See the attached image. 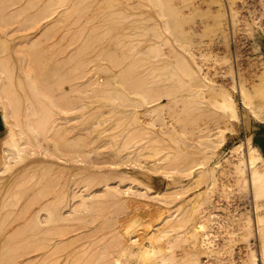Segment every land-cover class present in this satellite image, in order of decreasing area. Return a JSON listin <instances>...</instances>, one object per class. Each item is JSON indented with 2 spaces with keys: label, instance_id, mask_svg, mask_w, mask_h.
I'll list each match as a JSON object with an SVG mask.
<instances>
[{
  "label": "rangeland",
  "instance_id": "374dc122",
  "mask_svg": "<svg viewBox=\"0 0 264 264\" xmlns=\"http://www.w3.org/2000/svg\"><path fill=\"white\" fill-rule=\"evenodd\" d=\"M35 1H37L38 4H39V6H40L41 5L40 2L42 3V1H44V0H42V1L35 0ZM93 1L94 0H92V1L91 0H86L85 1L87 3V5H86V3L84 2V0H83V2L78 0V2L80 4L77 3V0H76V3L77 4L74 3L75 0L74 1L73 0H64V2L61 3V5L62 4H64V5L62 7L60 5V7H59L60 9H58V13L60 11V14H61L66 9H68V12L69 13H68V15H65V19H68L69 18V17L66 18V16H70V13L71 12L74 13V14L71 13L72 16L68 20H66L67 22H66L65 25H63L64 24L63 20H65V19L60 17V20L61 19H63V20H61L62 22L61 21H58L59 24H57V26H59V25H61L63 23L62 26H64V28L61 27V26H59L60 27L59 29L56 28V31H57V34L56 35L58 37H56V35H55L56 38H53V37L48 38L50 40L51 39H53V40L56 39V40H54V41L53 40L47 41L48 43L46 42L47 43V44L45 43L46 45L44 44V42H42L43 46H46L45 48L42 46L41 43H38V46L41 45L40 47L43 48V50L40 49V47L38 48V46H35L37 48H35V47L29 48V47L23 46L21 48L19 47V49H17L18 47L17 48L15 47L16 49L15 48L13 49L14 45H11V44H13V42H11V44H9L10 43L9 42L8 45H7V43H4V46H6V47H4V46L2 47L0 45L1 46L0 49L2 50V51L0 50V57L1 56L3 57V55H4V57H3L4 59L1 57L0 60L1 59H3L4 61L5 60L8 61L7 59H9L10 61L13 60L12 61V66L10 65L11 64L10 63L9 64L10 67H7L6 68L5 73H4V76H3V79L4 80H8L10 73H13L15 75V76L13 75L14 76V79L15 78L17 79V80L15 79L16 81H18V80L20 82L23 81V83L22 82L21 83L16 82V83H18L19 86L17 84L16 85H13L14 83H12L13 86H11L12 89H13V91H16L17 90V92L19 93L18 94L16 92L17 95L15 93L16 97H19L18 95H20V96L21 95H24V98H22V96H21V97H19L18 101H15L16 102V106L19 107V110L18 111L22 115V116H18V119L20 117L21 118L22 117L24 118L25 115H26V113L27 112L29 113V110L32 112L33 109H35V112L38 111V113L46 114V115L48 114V112L51 114V112L53 111L52 112V115L56 112L55 114H57V115L54 114L53 117L51 115V117H52L51 120H53L52 121L53 123L50 122V124L48 123V125L45 126V127L48 128L47 130H49V128L50 129L52 128V130H50L52 132H54L53 129L56 128V127L54 128V126H57L58 124L59 125L61 124V122L59 120H63L66 117L70 119L69 122L67 121L68 124L66 126L67 128L69 127V129H70V131L68 130L69 132H66V133H65V131L63 132V130L59 126H57V127H59L62 131L61 130H57V128H56V130L59 133L57 132V134H56L54 132L55 135L52 134V132H50L51 135H49L46 132L47 130L46 131H43L41 133L40 137H39L40 142L43 144L42 147L36 146L35 144L32 143L33 141H31V142L29 141L28 142V140H29V138H28L29 135H27L28 132H27V134L26 133H23V135H22L23 138H26L27 139V141H25V142H27L29 144H27L25 146L21 145L22 147H20V148L25 149L24 154H22V155H24L23 156L24 159L23 158H19L21 160H19V162H16L17 163L16 164L14 162L17 161V159H16L17 158V155H16L17 154V151H16L17 149L16 150L14 148L11 149V147H9L8 144L6 145V143H5V141H7V140H5L7 138V136H6L7 126H5L6 125L5 124V121L3 123V119L1 118V113H0V164H1V158H2V156H3V158H2V161H3L4 158L8 157L9 151L13 155V161L16 159L14 162L10 163V164H13L14 163V165H10V167H11L10 169L11 170H9V169L8 170H5L4 169L5 168V165H4V167H3V164L0 165V194H1L0 195V264H23V263H26V262H27L26 264H28L31 260H32V263L33 264H38V263L39 264H42V262L45 260V256L44 255H45L46 251L49 250V249H47L48 248L47 245H50V243L47 242L49 240L46 241V239H52V241H49L53 245L52 247L50 246V248H53L54 247L56 249V250L54 249V251H52L53 249H51L52 252L50 251L51 252V254L49 253L50 256L55 251H57L58 248L60 249V250H58V253L61 251L60 252L61 253L60 254L61 256H58L59 254H55L56 253L55 252L50 257V259L47 258V260H49L50 262H52V261L54 262V260H56L55 258L57 257L58 259L56 261L59 262L60 264H63V263L65 264L66 262H68L67 264H71V263L72 264L73 263L76 264L78 261H81V262H79V264L80 263L86 264L85 262H87V264H88L89 262L87 260H89V259H87L86 261L84 259H86L87 257H89V254L92 253V250H93V253L90 254V256L93 255V254H94L93 256H95L97 254V253L96 254L94 253V249H95V251L97 250V251H99V253L102 252V253H105L106 254V252H107V255L109 254L111 256H107L108 258L110 257L109 258L110 260H109L106 257V255L104 254L106 259H103L102 262H97V260L98 261H101V260H99L100 257H96V256L99 255V253H98L95 257H93V256L91 257L92 259L93 258L96 259L94 262L96 264L97 263L102 264V263H104L105 260L107 261V259H108V261L107 262L105 261V263H104V264H107L109 261L111 262V259L113 258V256H114V258H117V256L118 257L120 256L122 258L121 254H120V251H121L120 247L122 248V245H123V242H124V240L122 241L123 237H120L119 236V238H121L119 241L120 242L122 241L121 243L118 242L120 244V247H117V246H119V244L117 243L116 240H118V237L117 236L118 235H121L120 233L123 232V230L126 228L125 225L128 226V224H129V222L131 220L130 218H132V217L133 218H136V217L137 218H140V217L142 218V219L140 218V222L142 221L141 222L142 223V225H141L142 227L141 226L139 228L137 227V229H139L137 233L140 234V237H143V235L144 234L146 235V233H147L146 237L148 238L153 233H158L159 231H161L168 224V223H164V224L161 223L158 226H156L157 230L155 232L154 231L147 232V230L149 228H151L152 226L149 227L146 224L154 225V224H157V222H158L156 220L157 217L155 215H150L149 212H152L153 210H157L156 208H158L159 206H161L159 203L154 202V200H152V201L151 200H148L147 201V199L146 200H144V199L142 200L141 198L136 197V196L133 197L132 195H129V196H125L124 195V196H122L121 197L122 199L119 198V200H117L118 203H116L117 201H115V203H113L114 200H112V199L111 200L113 202L110 199L107 200V201H104V200H106L105 197H104V199L101 198L102 199L101 200L98 197H102L101 196L102 195V193H101L102 190H101V187H99L101 185L98 184L97 180L94 181V182L89 183L90 186L88 184V186H89L88 188L89 189L88 188H85L83 185H81V183L82 184H85V181L88 178L87 176L90 177L91 175H97V174H99L97 176H100V178L104 182V179H103L104 176H103V174L105 175V177H107L108 174H109L108 177H111L112 175L113 176L116 175V177H115L116 179H117V175L118 176H121V174H124L126 176H131L133 178H136V179L140 180L143 184L145 183L146 185H148L150 187H153L154 186L153 188H155V189H157L159 191H165L167 187H172V194H174V195H172L173 198H174V196H178V197H176V200H173L172 199L174 203L172 202V204H170V206H168V205H166V207L164 206L165 209H166L165 212H167L168 214L169 213H172V220H175L176 217H177L176 220H179L180 219L179 221H181V218L182 217L184 219V217H186V216H191L193 214L194 210H196V213H197V210H200L199 208L193 209V208H195L196 205H193V207H192L191 206L192 203L193 204L194 203L196 204L197 202L196 201L195 202L193 201L192 203H190V199L193 198L191 196H194V194L198 193L199 190L202 191V190L207 189L208 182L205 183V181H206L205 178L204 179H200V181H197L196 180L197 182L196 181L194 182V180L191 179V176L190 177L189 176L186 177L185 174H186L187 171H189L188 169L192 165L194 166V164H197L200 160L204 162V160H202V159H204L203 158L204 156H203L201 150H203L202 147H203V145L206 144L207 140H208V143L210 144V142H209V136L211 134L216 135L217 137L216 136H214V137H216L218 140L220 139L219 141L222 140L223 143H222V146L215 152L216 154L214 156V159L210 163H208L207 165H205V167L211 168L214 165V164H212L213 161H216L218 159L219 160L220 159H223V161H225L227 163V164L225 163V166H224V169L223 170H227V171L230 170L229 173H226L227 175L223 172V175L221 176L222 177L221 178L222 181H220L219 178L217 177V184L216 185L215 184L213 185L214 186L213 190L216 191V193H218L217 194L218 196L220 195L219 193H224V194H227V197H229V198H225L226 196L224 195V197L221 198V204L228 205V203L230 202L229 199H231V202H230V204L228 206H230L234 202H237V203L238 202H241L242 204H245L246 203L247 205L250 204V202L248 203V200H247L248 197H247V199H246L247 201H246L244 199V197L246 198V195L245 196H242L243 194H246V192L244 193L245 189H246V191H249V190H247V189H249L247 187L248 185L247 184L245 185V181H242L241 186L239 185V180H238V176H237L238 172L236 170L237 166L240 165L242 167L243 166L242 164H244V163H245L244 166L246 165V158H248V157L249 158H252L253 155L255 154L258 157V159H256V160L255 159H253V160L250 159V161L252 163L254 162V164L252 165V167H254V168L251 169V170L252 171L253 170H256V171H259V172H264V115H261L260 113L254 114L252 112V110L249 108V106H246L243 103V100H242L243 98H242L241 93H240L241 91H238V89H236V84L239 85V88L240 89L241 88H245V90H246V92H247V94L249 96V101L251 103H253V102L256 101V98H257L258 94H257V92L255 90V86H256V83L259 81L258 80L259 76L264 73V0H220L221 4L223 5V8L225 7L224 8L225 11L223 10L224 13H225V18H227L229 20L227 22L228 25L226 23V25H224V28H223V25H219V26H216L214 29L213 28H208L206 31L202 32L203 31V28H204V23H202L201 21H203L204 19L203 20H201V19L203 17L199 19L198 16H195V18L193 17L194 19H191L190 20L191 23L189 22L188 23L189 24L188 26L195 25V30H197V32L194 34L195 44L192 47V52L193 53L203 54V55L198 59V61H199L198 65L196 64V66H194L195 63H192V64L189 63V64H190V66L192 68L194 67V69L196 71L198 70V71L203 72V74L206 76V80L209 81L212 85H214L212 88H203V89H202V84L201 83H198V82H201V81H199V80L197 81L198 86L201 84V88H200V86L198 88L197 83L194 80H193L194 81L193 82V81H191V79L188 80L189 78L184 77L185 75L183 76V73L186 71L185 70V67H184V61L181 60V59H177L176 58L177 52L175 53L173 51V50L180 51L181 49H178V47H176V45H175V47L173 46V48L171 47L172 46L171 45L172 42L169 43V41L172 40V38H171L172 36L170 35L171 36L170 37L169 36V34H170L169 31L166 30L167 32H165V29H163V27H162L163 26V24H162L163 23L162 22L163 20H162V17H161L162 15L160 16V14L157 12L158 9H159V7L157 5L152 4V3L150 4V2L148 3V0H146V1L145 0H130L127 4L124 3L125 2L124 0H114V1H111V0H95L94 2ZM110 1L114 5L115 4L116 5L114 6L112 3H109ZM117 1H121V2L124 1V2H122V3L119 2L118 3ZM21 2H22V4L19 2L21 5H19V4L14 5V8H13V6H12V8H10L11 7L10 6V7H7V10L5 8H4V11L2 10V12L0 10V12L3 14L2 15L0 13V30H1L0 31V37H5L6 38L5 40H11V41L12 40H15L16 41V40H18L25 33H28L30 35H33V34H35L37 32V30H35V29H38L39 26H40V25H38V26L37 25H33V27H31L34 21L32 22L31 18H29L30 16H32L33 14L36 13L37 7H39L38 4H37V2H35L34 6L32 5L33 8H30L31 5L28 7L29 8V11L28 10L26 11L27 14L29 13L28 16L25 14L26 12L25 13L23 12L27 16V17H25V15H24V17H25L26 20L23 19L24 18L22 16L23 13L22 14H19V16L17 15L15 18H14V16L11 18V10H15V8H18L19 6H20L19 9H20L25 4V0H22ZM194 2L197 4L199 10H201V11H208L209 8H212L213 12H215V11H217L219 9V3H211L210 0H194V1L192 0L191 1V4H193ZM138 3H140V4H138ZM169 3H167V5ZM226 3L229 6L231 4H233V7L232 6L231 7H232V9H234L232 12H234V13L237 12V17L235 18V21H236L237 24L236 23L235 24L233 23V20L231 19L232 18L231 17L232 15L230 14L231 12L229 11V8L230 7L228 8V5ZM58 4H60V2H58ZM58 4H55L54 7H57ZM225 4H226V6H224ZM35 5H37V6L35 7ZM74 5L75 6L78 5L77 8ZM126 5L127 6L129 5L130 7H127ZM167 5H165V6H167ZM64 6H65V8H64ZM116 6H117V8H115ZM135 6H137L138 9H135ZM126 7L129 8V9H127ZM132 7L134 9H132ZM167 7H169V6H167ZM74 8L79 9L81 12H79V10H78V13H77V10H76V12H74L75 11ZM125 8L127 9L126 11H124ZM114 9L120 10V11H118L119 14L116 13L118 15L117 17H116L115 14H114L115 16L113 15V13L115 11ZM69 10H71V12ZM109 10H111V11H109ZM135 10H138V12L135 11ZM230 10H231V8H230ZM127 11H129V13H127ZM120 12L121 13L122 12L123 13L126 12V13H125V15L122 13L123 14L122 15ZM131 13H137L138 15L143 16V17L141 18L139 16L141 19L139 17H137L138 19L136 18V20L131 19V17H128L127 18V16L128 15H131ZM15 14H16V12H15ZM15 14L13 13V15H15ZM111 14H112V16H111ZM121 15L123 17H120ZM62 17H64V15H62ZM118 17L119 18H122L123 20L122 19H119ZM20 18H21L22 21L20 20ZM108 18H109V20H108ZM114 18H117L118 20L117 19H114ZM12 19H13V21H12ZM17 19H18V21L16 22ZM27 20H29L30 23L31 22L32 23L30 24L29 21L27 22ZM192 20H193L194 23H192ZM207 20H210V18H207ZM113 21H114V24H113ZM120 21H121V23H120ZM138 21H140V22L143 21L144 25L142 24V22L140 23ZM205 21H206V19H205ZM10 22H13V24L15 22L16 23L13 25ZM115 22H117V23L115 24ZM122 22H124L126 24H123ZM136 22H138V23L136 24ZM9 23H10V26H9ZM139 23L142 24L143 27ZM232 23L234 25L231 27ZM158 24H159V27H157ZM112 25H113V28H112ZM116 25H118V26L116 27ZM65 26H67V27H65ZM234 26L236 28H234ZM109 27H110V29H109ZM30 28H34V29H30ZM111 28L115 32L113 30H111ZM158 28H159V31L162 33L163 36L159 33ZM225 28H229V29H225ZM232 28H234V30ZM106 29L110 33H111V31L114 32V33H111L110 34V36L112 35L111 37H114L115 38L117 36L115 39H118V40H116V42L117 41L119 42V46L120 47L118 46L117 48H119V49H116V51L119 50L117 52V54H116V51H115V55L116 56H120V55L123 56V55H125V56H128L129 59L132 58L131 60H133V58H135L136 55H137L136 57H138V56L139 57H144V59L142 58V60H141L142 62H140L141 66H140V64L138 62L139 65H137V63H135L136 66H137V68H135L136 66L134 67L135 69H137L136 72H138V74L141 73L142 71H143L142 72L143 74L146 73V76H149L148 73L150 74L148 80H151V82L150 83L144 82V85L148 84L149 86H151V84L155 83V86L156 87H159V88L166 87L167 88L168 87V82L169 81L171 82V83L169 82V87H172V89L173 88L176 89V90H173V92L175 91L176 95L173 93L174 96H172V101H171L172 103L169 102V99H167V97L166 98L163 97L160 100L150 99V100H148L149 101V104L146 105L144 102L140 101L139 98H138L139 100L136 99V96H135L134 93H131V94L127 93L126 94V92L125 93L123 92L124 95L121 94V93H119V94L113 93L115 95L114 96V95H112L111 92H109L110 91L109 90L110 88L108 89L106 87H111V86L108 85L109 83L107 82V80L109 79V76H110V74H109V71L110 70L108 68V70H109L108 71L105 68H107L106 66H108V64L110 63L108 61H110V60L107 59L108 57H106L107 60H105V56H108L107 53H109L110 48H112L111 47L112 44H110V42L113 39L110 41V38L111 37L109 36V33L106 32ZM128 29H130V30H128ZM151 29H154V30H151ZM99 30H101V31L99 32ZM221 30H224V32H221ZM7 31L8 32L9 31L10 32L12 31L11 36H14V38L12 37V39H11L10 38L11 36L8 37L7 34H6V33H8ZM58 31H60V32L58 33ZM147 31L149 33L150 32L151 33L149 34V33H147ZM155 31H158V33L157 32L155 33ZM10 32H9V34H10ZM104 32L106 33V35H105ZM137 33L139 34V36H137ZM3 34H4V36H2ZM5 34H6V36H5ZM156 34H159V36L158 35L157 36H154ZM61 35H64V36L61 37ZM118 36L121 39L118 38ZM157 37H159V40H158ZM59 38H61V39H59ZM122 38L125 41V43L122 40ZM136 38H138V39H136ZM156 38H157V40H156ZM165 38L166 39L168 38L169 41L163 42L165 40ZM161 39H162V41H161ZM153 40H154V42H153ZM57 41H58V43H57ZM59 41H62V42L60 43ZM155 41H157V42L160 41V42L156 43ZM127 42H129V43H127ZM143 42H144V44H143ZM152 42H153V44H152ZM53 43H55L56 46H53ZM123 44H125V46ZM159 44H161L162 47L161 46H158V48H157V45H159ZM166 44L167 45L169 44V45L167 46ZM47 46L49 47L48 49H47ZM63 47L66 48L65 49L66 51L65 50L62 51V49H64ZM33 48H35L37 50L34 51ZM55 48H57V49H55ZM59 48L61 49V51L59 50ZM150 48H152L153 50L150 49ZM159 48H162V50L164 52L161 49L159 50ZM8 49H9V51H8ZM11 49H13V50H11ZM54 49L57 50V52ZM108 49H109V51H108ZM169 49H170V51H169ZM3 50L4 51L7 50V51H5V54H4V51ZM15 50H17V51L20 50V51L19 52H16ZM29 50L30 51H34V52L31 53ZM38 50H41V52H39ZM47 50H49L48 53L47 52H44V51H47ZM58 50L60 52H58ZM104 50L106 52L107 51L108 52L106 53ZM14 51H15V53H13ZM22 51H24V52H22ZM72 51H73V53L74 52L77 53L76 59H73L71 61H67L68 63L70 62L69 65L67 63L68 67L67 68L64 67V69L62 70L63 73L68 72V74L69 73H72V74H69V76H68L67 73H65L66 76H68L67 79H65L66 76H65V78L60 76L61 80L64 78L67 81L66 82L65 80H63L64 83L66 82L65 85H64V83L62 81L56 79L57 77L56 78H51V81H54L56 79L55 81H57V80L60 81V83L58 82V84H61V82H62L63 83V86H62V84L59 85V86H61L60 87L61 89H58L59 88L58 86H57L58 88H56V85H57L56 82H54V85L51 84L53 82L50 81V78L48 79V83H47L48 85H46L48 87L51 84V86L48 87V89L51 90L50 91L51 93H54V94H52V96L57 95L55 97H52V98H54V100H56V97L58 99L59 96L60 97L62 96L61 98L59 97V99H58V100L61 99L60 100L61 102L64 100L63 101L64 103L63 102L62 103L59 102V105L60 106H62V104H64L65 106L68 105V107H71V108L66 107V109L68 108V112H69V113L66 112L67 115H63L62 113H60L61 115H59L57 113V112H59V110H56V109H55L56 111L53 110L54 108H52L48 104V102H46L45 100L39 98L37 95L33 94L32 90H31L30 83L28 81L29 80L28 76H29V74H32V77H33L32 79H36V78H38L37 76H39L41 74L39 76L40 79L39 78L36 79V81L38 80V82H40L39 80H42L43 74L45 75V72H47L46 69H48V67L46 68V66H49L50 65V67H51V62H53V64L54 63L56 64L58 62L57 64H59L61 62V60H59V59H61L64 56L72 53ZM131 51H132V53L134 52L133 55H132ZM136 52H137V54H135ZM186 52H183V54L185 55L184 56V59H185V57H186V59L189 58V54H188L189 52H187V53ZM16 53H18V54H16ZM36 53L38 55H35ZM44 53H45V55L47 53V55H46L45 58L48 61L46 59L43 60L44 58L42 59V57L45 56ZM156 53H158V54H156ZM159 53H162V56H160V57L162 59L164 57L165 60L162 61V59H160L161 60L160 61L158 59V57H155L153 59L152 56L161 55ZM165 53H167V54H165ZM126 54H128V55H126ZM140 54L142 56H140ZM20 55L22 57H19ZM42 55H44V56H42ZM49 55H50V58H49ZM58 55H60L61 58ZM178 55H181V54H178ZM5 56L6 57L9 56V58L6 59ZM10 56H11V58H10ZM57 56L59 58H56ZM131 56H133V57H131ZM148 56H150V57L148 58ZM16 57H19V58H16ZM24 57H25V59H24ZM47 57L49 59H51L52 61H49V59ZM51 57L55 58V60L52 59ZM145 57H146V59H145ZM22 59H23L24 63H23V61H22V63H20ZM26 59H27L28 62L26 61ZM90 59H92V60H90ZM166 59L168 60V62H169V60H170V62L172 61V72L169 71L170 70L169 69L170 67L167 69V67L165 68V67L161 66L163 63H167V62H165ZM41 60H43L44 62L41 61ZM56 60H59V61H56ZM97 60H100L102 62H99ZM157 60H159V61H157ZM95 61H97L96 62L97 64H95ZM153 61H155V63ZM189 61L191 62V60H189ZM25 62H26V64H25ZM46 62H48L49 65ZM105 62H107V64ZM28 63H30L29 64L30 66H27L26 67V65H28ZM42 63H43V66L41 65ZM44 63L47 64V65H44ZM62 63L63 64H66L65 61H63ZM88 63H89V65H87ZM100 63H101V65H100ZM131 63L133 64L132 61H131ZM131 63L129 62V64H131ZM160 63H161V65H160ZM142 64H144L146 66H144ZM151 64H153V66ZM155 64H158V65H155ZM14 65H16V66H14ZM67 65H65V66H67ZM80 65H83V67L84 68L86 67V68L84 69L82 67L83 70H81L79 72V70H77L76 67H78ZM147 65H150V66H147ZM95 66H97V67L99 66V67L97 68ZM104 66H105V68H104ZM157 66H159V67H157ZM174 66H176L175 69L173 68ZM44 67H45V69H44ZM151 67L152 68L153 67L156 68L157 71L155 69L154 70L151 69ZM73 68H76V69L72 70ZM164 68L166 69V71H165ZM95 69H96V71H95ZM135 69H134V71H132V73L134 72L135 75H137L136 72H135ZM149 69H150V72H149ZM89 70H94L95 72L93 73V71H92V73H90L91 74L90 75V74L86 73ZM102 70H104L106 73L104 71H102ZM138 70H140V71H138ZM161 70H163V71H161ZM26 71H27V76H26ZM28 71H30V73ZM152 71H154V73H157V74H155V77L154 78L153 77L150 78L151 76H154L153 73L151 74ZM96 73H98L100 75H98ZM161 73H163L164 75L161 74ZM177 73H178V75H176ZM158 74H159V76H157ZM13 76H12V79H13ZM90 76L91 77L92 76H96V77H93L94 85L89 88V87L85 86V82H83V81H85L88 78H90ZM167 76L169 78H167ZM161 77H163V78L161 79ZM178 77H181V78L179 79ZM68 78H71L70 81H69ZM182 78H184V79H182ZM145 79H147V78H145ZM154 79H156V81L158 83L156 81H154ZM166 79H167V81H166ZM30 80H31V78H30ZM71 80H72V82H71ZM73 80H75V81L73 82ZM99 80L102 81V84L99 83ZM202 80H204V79H202ZM49 81H50V83H49ZM159 82H160V84H159ZM161 82H164L165 84L164 83H161ZM24 83H25V86L26 87L23 86ZM74 83L75 84H78L79 83V85H81L80 89L82 91L84 89L82 87L87 88L88 89L87 91H91L92 89H95V88H98V87H103V89L105 88L104 89L105 91L103 92V90H102L101 93L100 92L99 93L97 92V94L96 93H92L91 94V93H88L87 91L86 92L83 91L81 93V90H79L80 92L79 91H74L73 92L72 89H71V86ZM192 83L193 84H196L195 87H193V84ZM21 84H23L22 85L23 88H22ZM157 84H159V85H157ZM82 85H84V86H82ZM148 85H146V86L148 87ZM170 85H172V86H170ZM176 85H178V87ZM203 85H204V83H203ZM52 86H54L56 90L54 88L53 89H50V88H52ZM189 87H191L194 90V93H192V89L189 88ZM17 88L18 89L20 88V89L18 90ZM24 88H25V90H24ZM178 88H181V89H179V92H177L178 91ZM194 88H198L199 90L198 89H194ZM221 88L222 89H226L228 92H230L233 95V97H234V99L236 101V106L233 107V110H234L233 111V115L235 117L237 115L238 116L237 119H233V118L231 119V118H229L228 114L226 113V108L223 107V106L218 107L215 104V102L217 100L218 101H221V99H223V96L222 95L217 94V92H215L216 89H221ZM14 89H16V90H14ZM107 89L109 91H107ZM172 89H170V90H172ZM131 90H132V88H131ZM195 90L196 91L198 90L199 92H196ZM200 91H202V95L200 94ZM211 91H212V93L210 94ZM22 92H24V93H22ZM55 92H60V94L62 93L64 96L62 94L60 95L59 93H55ZM75 92L76 93H79V94H76ZM213 92L216 93V96L213 95ZM64 93L65 94L68 93V96L65 95ZM98 94H101V95H98ZM192 94H194V95H192ZM197 94H200V95L198 96ZM25 96H26V98H25ZM78 96H81V98H78ZM109 96H111V97H109ZM114 97H116V98H114ZM20 98H22V99H20ZM111 98H114V100L111 99ZM26 100H27V103H29V105L34 104V108L32 110L30 108H28V107L26 108ZM58 100H56L55 102H57ZM195 105H198V106H195ZM251 106H254V105L252 104ZM113 107H116V108L114 109ZM135 107H136V111L141 116V120H142L141 122L144 123V125H145L144 128H143V126H140L141 129H139V130H142V131H139L138 130V132L140 134L138 132H137L138 134H135L136 132L133 133L134 130L136 131V129L140 128V127H138L139 125H135L134 126L131 123V125H133V126L129 127L130 129L127 128L130 125V122L129 121L132 120V119L129 120L130 119V116H132L130 114L132 112H135V109H134ZM72 108H73V110H72ZM74 108H77V109L75 110ZM16 109H18V108L16 107L14 109V111ZM155 109H158V114L153 119L154 125L153 126H150L149 125V120H150V117L149 116L152 115V113L151 112H147V111L155 110ZM115 110H117V111H115ZM128 111H129V114H128ZM94 112H95V114H94ZM117 112H119V113H117ZM123 112H126L125 113L126 115L125 114H122ZM22 113H24L25 115L22 114ZM113 114H115L114 117H113ZM101 115H103V116H101ZM116 115H117V117H116ZM57 116L61 117V119H59ZM72 117H76V118L73 120ZM86 117H88L89 119L87 120ZM33 118L35 119V117H33ZM33 118L31 120L34 123V119ZM18 119L9 117L8 118V122H9V124L11 125V127L16 132H19L20 133L21 132L20 131L21 128L19 126L20 123H18ZM69 119H67V120H69ZM71 119H72V121H71ZM100 119H101V121H100ZM115 119L117 120L118 123L115 122L116 121ZM125 119H126V121H125ZM107 120L109 122H107ZM188 120L190 122H188ZM65 121L66 120H63L62 121V124H64L63 122H65ZM76 123H80L81 124L80 127L86 128L85 129L86 131L84 129H83V131H81V133L83 134V136L85 135V139L87 141V142L84 141L87 144V145L85 144L86 147L84 146V144L82 142H80V144L78 143L79 144L78 146L75 145L72 148L70 146H72L75 143H73V144L70 143V146H68V145L66 146L64 144V142L66 143V141H65L66 138L69 139L72 136V134L74 133V131H72V130H73V126ZM104 123H105V125H104ZM112 123L113 124L115 123V124H118V125L120 124L121 125V126L119 125L120 128L117 127V128L114 129L115 132L112 130V132H114L115 134L112 133V132L109 133V134H112V135L114 134L113 135L114 137H116V135H120L121 134L120 137L119 136L116 137V139L118 138L117 141L119 140L118 141L119 143L116 141V139H115V142L113 141L114 144L118 143L119 145L117 144L116 145L117 147H116L113 143L112 144H110V143L107 144V142L105 143L106 140L103 141L104 139H102L101 141H99L100 142L99 143L100 145L99 144H96V141H98L99 139L103 138L102 137L103 135H105L108 138V136H107V135H109V134H107L108 132L107 133H103V134H101V133L104 132V130L106 128H108L110 124L113 125ZM124 123H125V125H124ZM55 124H57V125H55ZM102 124H103V126H102ZM93 127H95V129L97 131H95V129H93ZM100 129H102V130H100ZM117 129H118V131L120 130V132L116 131ZM207 130H211V131L209 132ZM202 131H204V132H202ZM22 132H24V131H22ZM22 132H21V134H22ZM60 132H61V134H60ZM164 132H165V135L163 134ZM186 132H187V134H186ZM122 133L124 135H122ZM208 133H210V134H208ZM24 134H26V135H24ZM48 135L51 136V137H47ZM128 135L129 136H132V137H135V138H133V140H132L131 137H130V139H128V137H129ZM157 135L160 136V137H158ZM203 135H205V136L208 135V138H207L206 142H205L206 137L205 136L203 137ZM201 136H202V138H205V139L202 140L201 139ZM46 137L47 138H51V140L53 139L52 141L55 140L53 143H55V142L57 143L58 142L57 145L59 147H61L62 144H63V146H62L63 148L61 147L60 149L61 150L63 149L62 151L65 152V157L64 158L65 159H68V161L65 160L64 158L63 159L65 161H67V163L69 162L70 164L69 163L68 164L67 163L65 164V161L63 162V160H61V159L58 160L57 159V156H59V154L57 153L56 149H54V147H53V145H55L56 143L53 144L51 140H49V139L46 140L47 139ZM56 137H57V139H56ZM88 138H91V139H88ZM95 138H96V141L94 143H95L96 146L94 145L93 142H90V141H94ZM119 138H121V140H122L121 142H120V139ZM216 138H214L216 140L215 142L218 143L219 141ZM159 139H161V140H159ZM224 139L226 141H224ZM124 140L126 142H129V143H126ZM155 140H157V141H155ZM23 141H21V142H23ZM203 142H205V144ZM7 143H8V141H7ZM202 143H203V145H202ZM88 144H90V145H88ZM125 144H127V145H125ZM207 144H206L205 147L208 148ZM80 145L83 147L82 153L80 151L81 150ZM130 145H131V147H130ZM88 146H91V147H88ZM94 146H95V148H94ZM113 146H115V147H113ZM69 147H70V149H68ZM113 148H116V150H118L120 152V153L118 152V155H116L114 157H113L112 154L116 150H114ZM234 148H236V149H234ZM89 149L90 150L91 149L92 150H97L100 153V156L97 155L96 153L95 154L97 155V157L95 155L94 156L92 155L93 158H91L92 157L91 155H90V157L87 156L88 154L87 155L86 154L84 155V153H86V152L88 153ZM98 149H100V150H98ZM119 149H121V151ZM251 150H252V153H251ZM64 152H62V154H64ZM192 152H193L194 155H192ZM29 153H31V154H29ZM92 153H94V152H92ZM184 153L186 155L187 154L188 155L186 156V155H184ZM78 154L80 155L79 161L81 162V160H83L82 163H78L79 161L77 162V160H76V162H73V160L75 161V158H77L79 156ZM103 154L105 156H107V157H108V155H111V156L109 158H107V157H104ZM12 155H10V158H7V161H9L11 159ZM55 155H56V157H54ZM76 155H77V157H76ZM183 155L186 156L188 159L185 160L183 158L184 157ZM14 156L16 157L15 159H14ZM72 156H74V157H72ZM201 156H203V157L200 158ZM165 157H167V158H165ZM177 157H179V158H177ZM88 159H90V160H88ZM91 159H93L92 160V164L89 163V162H91ZM192 159H194V160H192ZM37 160H39V161H37ZM109 160H111V161H109ZM227 160H228L229 163L227 162ZM229 160L230 161L232 160L234 162V164L236 163V166L233 165V167L230 168L231 167V164L233 162L231 161L232 163H230ZM11 161L12 160H10V162ZM105 161L106 162H113L114 161L116 164L113 163V166H112V163L111 164L110 163H107L106 164ZM195 161H197V162L195 163ZM46 162L47 163H51V167H53V168H51L50 166H48L49 164L45 165ZM72 162H73V164H72ZM39 163H41V164H39ZM199 163H202V162H199ZM29 164H30V166H29ZM34 165H36V167H33ZM226 165H229V166L227 167ZM13 166H15V167H13ZM45 166H46V168H45ZM47 166L50 167L53 170L52 171L51 170L48 171L47 169H49V168ZM199 166L200 165L195 166V169L196 168L198 169ZM244 166H243V169H244ZM29 167H31V168H29ZM92 167L93 168L96 167L95 170L94 169H91ZM107 167H109V168H107ZM86 168H88V169H86ZM181 168H183V169H181ZM186 168H187V171L185 170ZM1 169H3V170H1ZM6 169H7V167H6ZM58 169H60V170H58ZM65 169H67V170H65ZM104 169L106 170V172L107 171H111V173L110 172L109 173L107 172L105 174L104 173L105 172ZM109 169H112L113 171L112 170H109ZM44 170L46 172L43 173ZM79 170H80V172H83L84 174L78 173ZM85 170L86 171L89 170L88 171L89 173L87 174V172ZM91 170H94L95 172L94 171H91ZM192 170H194V168ZM244 170H246V168ZM1 171H3L4 173L1 172ZM197 171H199V170H196L193 173H196ZM60 172H62V173L59 174ZM216 172H217V170L214 169L213 170V175ZM74 173H76V174H74ZM113 173H115V174H113ZM166 173L169 174V175H167V176H169V178H167L165 176ZM58 174L60 175V177H61V175H63L62 176V179L61 178H57ZM100 174L102 175V177H101ZM110 174H111V176H110ZM74 175H77L78 176V177H76V180L79 177L80 178L78 179V181H80L81 179L83 180L82 182L80 181L81 183L79 182V186H77L78 188H75L74 187L75 188L74 189L72 187L75 191L77 190L79 193L87 194V193L91 192L92 190H94V191H92L93 193L91 192L93 195H95L96 193L98 195L100 194L98 197L97 196L95 197L98 200V201L95 200V202H98V206L101 203L102 204L104 203L103 206H100V207H102V209L100 207L98 208V206L96 205V208L97 209H100V212L101 213L98 210L97 212H99V213L96 214V210L97 209H94L93 212L95 211V213L93 214L92 211H89V210H92V208H90V206H89L88 208H90V209H88V208L86 209L88 211V213L86 212V214H84L85 216L81 217L82 215H80V214L86 211V210L85 211H82L86 207L82 208V210L79 209L82 206L79 207V205L77 204L78 202H77L76 203L78 205L77 208L79 207L78 208L79 211L77 212V214L79 213V215L76 216L77 214H75V215L72 216V214H71L72 211H69L68 212V209H66L67 211H65L66 212L65 215L67 217H69L68 216V213L71 214L70 216L72 218L70 217L71 219L69 218V220H72V221L75 220L76 218H78V219L81 218L79 220H82V218H83V221L85 220L84 223L83 222L80 223V221L78 219H76L77 220L76 222L78 224L74 221V222H71V225H70V222L66 220L65 222H67V224H69V225H67L63 221L62 223L60 222L58 225H55V226L54 225H50V224H45V223H43V224H45L43 226V225L40 224V223H42V221L39 220L40 223L38 222L37 224H38L39 228L41 226L42 227L38 231V226H35L37 228L36 231H35V227L32 224L33 219L31 217L34 218L35 214L39 210V207L38 206H40V204H42L45 201V200L42 201V199L44 197L42 198L41 196H38L37 195L39 193V191L40 192L43 191L42 192V195H43V193L45 194L46 192L50 194L51 193V190L50 191H46L45 188H44V186L46 185L45 183H47L46 181H49V179L50 180L52 179L53 181L55 180L54 182L51 181L52 184L50 183V181H49L50 184L47 183V184H49V186L50 185L53 186V184H55L53 187L50 186L51 188H54L57 185L52 191H54V190L57 191L56 188L57 189L58 188L60 189L61 186H62V188H65L66 189V191H65L66 194H68V193L71 194L70 192L73 191V189H69V186L70 185L73 186L72 183L75 180ZM24 176H26V178H24ZM113 176H112V179H114ZM245 176H246V173L243 175V179H245L244 178ZM64 178H66V179H64ZM235 178H236V181H235ZM58 179H60V180H58ZM116 179H114V181H116ZM170 179L172 180V185H169ZM14 180H15V182H17V184L15 183V186L12 185L13 182H14ZM114 181L113 180L110 181L112 185H115ZM189 181H192L194 183L193 184L194 187L193 186L192 187H188L189 191L186 192L185 194H182V192L183 191L185 192V190H183V188H180V186L182 184H186L187 185ZM56 182H57V184H56ZM58 183L60 185H58ZM63 183H65L66 186H64ZM67 183H68V185H67ZM95 186H98L96 188L98 191L96 189H94ZM79 188H80V191H79ZM81 188H82V191H81ZM86 189H88L89 191L87 190L88 192H86ZM234 189H238L239 192L238 193H235V190ZM12 192L13 193L15 192L14 195H13ZM10 193H12V194L10 195ZM52 194L55 195L56 192L55 193L52 192ZM175 194H178V195H175ZM33 195L36 196V197H34ZM50 195L48 197H51L52 198L53 195L52 196H50ZM239 196L242 197L243 199L241 200L239 198ZM32 197H34V198H32ZM70 197L71 196H69V198H68L66 196V200L65 201H68L69 202L70 201L69 199H71ZM127 197H128V200H127ZM130 197H132V198H130ZM30 198H32V199H30ZM35 198L37 200H35ZM135 198H137V199L135 200ZM44 199H46V198H44ZM120 199H121V201H120ZM260 199L263 200V198H260ZM34 200H35V202H34ZM123 200H126V201L124 202ZM203 200H204V198H203ZM262 200H259L258 201V198L256 200L258 204L256 203L257 206H256V212L255 213H256L257 221H258V224L259 225H261L260 224L261 217L264 219V217H263V215H264V209H263V207H264V200L263 201ZM31 201H33V202L30 204ZM39 201H41V202L40 203H37ZM122 201L125 204H121ZM131 201L134 204V206H133L132 203L130 204ZM140 201H141V203H140ZM107 202H108V204L111 202L109 205H111L113 203V205H111L112 207L114 205H116V206H114V208L111 209V208H109L111 206H109L107 204ZM67 203L64 202V204H67ZM139 203L142 204V206ZM28 204H29V206H28ZM72 204L71 203L69 204V206H70V207L68 206L69 209L72 208V206H71ZM105 204H107V205H105ZM143 204H144V206L146 204V206L149 207L150 209L147 208L146 206L144 207ZM198 204L200 205V203H197V206H198ZM201 204H202V202H201ZM203 204H205V205H202V206H205L206 207V205H207V207H209L208 206L209 204H207V202L206 203H203ZM259 204H262V206H258ZM117 205H118L119 208L121 206H123V207L125 206V209H124L125 212L124 213L122 212V214L119 213L120 211H122V207L120 208L121 209L120 210L117 207ZM127 205L130 208L127 207ZM131 205H132V207H131ZM154 205H156V206H154ZM115 207H117V208H115ZM152 207L154 208L153 210H152ZM232 207L233 206H230V210L232 209ZM24 208H25V210H24ZM180 208L182 209V211H181ZM30 209H32V210L30 211ZM35 209H37V210H35ZM114 209L115 210H118V211L120 210V211L119 212H116V214H113V212L115 211ZM111 210H113V211H111ZM80 211H82V212H80ZM109 211H111L110 213H112L114 216L112 214L108 213ZM179 211H181V212H179ZM89 212H92V213H89ZM227 212H229V213H226V210L225 211L222 210V214H227V215L232 214V211H227ZM244 212H245V210L243 211V209L240 208V211L237 213V215H240L241 213L243 214ZM33 213H34V215H33ZM63 213H64V210H63ZM30 215H33V216H30ZM116 215H119V217L116 216ZM177 215L180 216L179 219H178V216ZM201 215L202 216L204 215L203 217H205L206 216V211L204 210L202 214H199L198 213L196 216L193 215V218H192L193 223H195V219H196V223L199 222V221H201L202 218H203V217L200 218ZM87 216H88V218H87ZM144 216H145V218H144ZM154 216L156 217L155 219H154ZM242 216L245 218L244 220L246 222H248L249 225H250V222L253 225V213L251 211L250 212H247V213H245L243 215H241V217ZM29 217H30V219H32L31 220V223H29V220H30ZM84 217H86V218L84 219ZM117 219L118 220L120 219V220L118 221ZM126 219H128L127 222H126ZM116 221H118L120 224L117 223ZM179 221H178V223H180ZM111 222H112V224H111ZM122 222H123V224H122ZM233 222H234V220H233ZM174 223H176V222H173L172 221V224H174ZM63 224H66V225H63ZM1 225H2V227H1ZM30 225L31 226L33 225L31 232H30L31 228H29V227H31ZM122 225H123V229H122ZM190 225H188V226H190ZM52 226H53V229H55L58 226H60V227L62 226L61 227L62 229L68 226V228H65L64 231H67L70 227H72V229L71 230L70 229L68 230L70 233L69 232H65L68 235H65V234L63 235L61 233L55 232L57 230H60L59 227H58L59 229L56 228V230L54 231L52 229ZM45 227H47L46 228L47 229L46 230L47 232H51V234H48L47 233V235L48 236L50 235L52 238H50V236L49 237L47 236L48 238L43 237L45 235V232H46V231L45 232L43 231V229L45 230ZM74 227L77 228V231L76 232L75 231H72V230H75ZM82 227H83V229H82ZM49 228L51 229V231H48ZM115 230H117V231H115ZM179 230L180 229H176V231H173L168 237H166L162 242L158 243L157 245H159V247L162 246L163 248L164 247H167L168 248L169 245H170L169 243H171L172 244L171 245L172 246V250H171L172 257L176 261H180L182 264H191V263H188L187 262L186 257L189 254V252H191L194 249L193 248V242L194 241L193 240L191 241L187 237H184V238H187L188 239V240L185 239L186 242H184L183 236H185V235H184V233L183 234L179 233L178 232ZM219 230H221V228ZM33 231H35V232H33ZM115 232H117V233H115ZM143 232H144V234H143ZM34 233H36V234H34ZM40 233H41V236L43 234L42 237L40 236ZM82 233L83 234L86 233L87 235L85 234V236H84ZM110 233H112V234L115 233L116 234V235L115 234L113 235V238H114V236L116 237L115 240L112 238V234H110ZM59 234H61V235L64 236V240L66 242L67 241L69 242L71 239H74L72 237H75L76 236L75 237V238H77V241L76 242L74 241L75 240L74 239L73 241H71V244H69L70 242L69 243L67 242V244H65V245L63 244L64 246H66V245L68 246V245H72V243H74L75 245L73 244L72 247L71 246L70 247L69 246L68 247L66 246L67 247V249H66V247H64L63 245H61L67 251L71 249L70 250L71 252L75 251L76 247L78 248V246H79L78 250L75 251L76 253L73 252V255L74 256L71 253H69L70 251L67 252V251L63 250L64 248L62 249L61 246L58 247V248H56L57 242L59 243V241L63 240V237L61 238V236H59ZM220 234H221V232H220ZM254 234H255V232H254ZM254 234L252 235V237L254 236ZM32 235H33V237L36 235L35 236L37 238L36 241H35V237L34 238L32 237L34 240L31 239L30 236H32ZM56 235H58V236H56ZM71 235H73V236H71ZM103 235H105V237H107V238H105ZM180 235H182V236L179 237ZM88 236H90V237H88ZM109 236L114 241H116L117 244ZM177 236L179 238H177ZM54 237H56V238H54ZM83 237H84V239H82ZM99 237H100L101 240H99ZM39 238H41V240ZM7 239H9V240H7ZM56 239H58V240H56ZM67 239H69V240H67ZM108 239L111 241V243L109 242ZM182 239H183V241H182ZM38 240H39V242H38ZM53 240H55V241H53ZM92 240L94 241V243H95V241L96 242L101 241L102 243L101 242H98L97 243V246H93V244H92V246H93L92 247V246H90L91 245V242H93ZM32 241H34L36 244L40 243V245L38 244L39 246L37 245L38 250H39V247H41L40 249H42L43 246H45L43 249H45L47 247L46 248L47 250L45 249L46 251L45 250L44 251L43 250L42 251H38L36 249V247H34V249H36V251L34 252V254H31V253H33V252H31V250L34 251V249H32V247L34 245H36L34 242H33L34 244L31 243ZM143 241L146 242V243L144 242L146 245H148V246L150 245V243L147 242V240H143ZM5 242H6V244H5ZM26 242H27V244H26ZM81 242L84 244L85 247L83 246V244H81ZM84 242L86 243V245L88 246V248H87V246L85 245ZM30 243L33 244L32 247H30V245H31ZM105 243H108L107 245H109L108 246L109 248L111 246L113 248V246H114L113 249H115L116 251L118 250L119 252L117 251L118 253L117 252L114 253L113 251H111V250H113L111 248H110V250H107L106 252H103L105 250V248L106 249H109ZM113 244H116V245H113ZM95 245H96V243H95ZM101 245H102V247H101L102 249L100 248ZM80 246H82L83 249L80 248ZM103 246H104V248H103ZM115 246L117 248H119V249H117ZM89 247H92V248H89ZM84 248L87 249V250L89 249L88 251L86 250V252H89V254H87V253L84 252V250H85ZM99 248H100L101 251L98 250ZM165 249H163V250H165ZM80 250H82L85 253V256H83L84 254H82V256L85 257V258L79 259L76 262L75 261L76 258L79 257L78 256V253L79 252L83 253ZM168 250L169 249H166L165 252H167ZM196 250L197 251H200V257H201L202 256V253L204 252L203 249L198 245V247L196 248ZM242 250H244V248ZM43 252H45V253H43ZM65 253L67 255H70L69 256L70 257L69 259L67 257H65L66 256ZM81 253L79 255H81ZM112 254H114V255H112ZM55 255H57V256H55ZM86 255H88V256L86 257ZM104 255H101V257L104 258L103 257ZM82 256H80V257H82ZM153 256H151L149 258V255H148L146 257H142V259L135 257L137 259H141V261H140V260H137L135 258L133 259L132 257L129 258L130 257L129 255H124L123 256L124 257L123 259H124V263L126 262V260H128L126 263H129V261H130V262H132L131 264H134V263L135 264H149V263H152V262L153 263H156L157 262V259H158V257H157L158 255L156 257L155 256L153 257ZM60 257H61V260H60ZM71 257H72V259H71ZM34 258H36L38 260L37 261L38 263L37 262H34L35 261ZM66 258L68 260L71 259L72 261L71 260L68 261ZM97 258H99V259H97ZM114 258L112 260H114ZM40 259L41 260L44 259V260H42V262L40 263ZM92 259H90L89 261H92ZM82 260H84L85 262L84 261L82 262ZM122 261L123 260H121V263H123ZM46 262H48V261H46ZM46 262L44 264H49V262L48 263H46ZM57 262L55 264H57ZM111 263H113V262H111ZM111 263H109V264H111ZM89 264H91V263H89Z\"/></svg>",
  "mask_w": 264,
  "mask_h": 264
},
{
  "label": "bare ground",
  "instance_id": "6f19581e",
  "mask_svg": "<svg viewBox=\"0 0 264 264\" xmlns=\"http://www.w3.org/2000/svg\"><path fill=\"white\" fill-rule=\"evenodd\" d=\"M22 0H1L0 1V10H1V12H2V10L4 11V8L7 10V7H10V8H12V6H13V8H14V5H17V4H19V5H21L22 4V2H21ZM39 1H42V0H39ZM74 1V0H73ZM79 1H82L83 2V0H79ZM86 0H84V2H85ZM92 1V0H91ZM95 1V0H94ZM93 1V2H94ZM111 1H114V0H111ZM109 2V3H112V2ZM125 1V2H124ZM124 1H122V2H124V3H128L130 0H124ZM146 1V0H145ZM191 1L192 0H148V3L150 2V4L152 3V4H155V5H157L158 7H159V9H158V13L160 14V16L162 17V24H163V29H165V32H167L166 30H168L169 31V36L172 38V40L171 41H169L168 40V38L166 39L165 38V40L163 41V42H167V41H169V43H171L172 42V48H173V46L175 47V45H176V47H178V49H181L180 51H176V50H173L175 53L177 52V54H176V58L177 59H181V60H183L184 61V67H185V72L183 73V76L184 77H186V78H189L188 80H190L191 79V81H195L196 83H197V81L199 80V81H201V82H198V83H201L202 84V89L203 88H212L214 85H212L209 81H207L206 80V76L203 74V72H201V71H196L195 69H194V67L192 68L191 66H190V64L189 63H195V65L194 66H196V64L198 65V63H199V61H198V59L203 55V54H199V53H193L192 52V47L194 46V44H195V40H194V34L197 32V30H195V25H193V26H188L189 24V22H190V20L191 19H194L195 18V16H198L199 17V19L200 18H202L201 20H203V21H201L202 23H204V28H203V31L202 32H204V31H206L208 28H215L216 26H219V25H223V28H224V25H226V23L229 21L227 18H225V13H224V8H223V5L221 4V2H220V0H210V2L211 3H219V9L217 10V11H215V12H213V10H212V8H209L208 9V11H201V10H199V8H198V6H197V4L194 2L193 4H191ZM194 1V0H193ZM21 4H20V3ZM35 2H37V1H35V0H25V4L23 5V7H21L20 9H19V7L18 8H15V10H11V18L14 16V18L18 15L19 16V14H22L23 12L25 13L27 10L29 11V6L31 5V7L30 8H33L32 7V5L34 6V4H35ZM58 2H60V4H58ZM64 2V0H44V1H42V3L40 2V6H39V4H38V2H37V4H38V6L39 7H37V10H36V13L35 14H33L32 16H30L29 18H31V20H32V22H33V24H32V26L31 27H33V25H40L39 26V28L38 29H35V30H37V32L35 33V34H33V35H30V34H28V33H25V34H23L18 40H5L6 38L5 37H0V45L3 47L4 46V43H7V45H8V43L9 44H11V42H13V44H11V45H14V47H13V49L16 47H18L17 49H19V47L21 48V47H23V46H25V47H29V48H32V47H35V46H38V43H41L42 44V42H44V44L47 42V41H51V40H53V39H48V38H50V37H53V38H56V37H58L56 34H57V31H56V28L57 29H59L60 27L59 26H61V27H63L64 28V26H62V24L61 25H59V26H57V24H59L58 23V21H61V20H63V19H61L60 20V17L61 18H64L65 19V15H68V9H66L64 12H62L61 14H60V11H59V13H58V9H60L59 7H60V5H61V3H63ZM81 2V3H82ZM118 3L119 2H121V1H117ZM121 2V3H122ZM170 2V3H169ZM68 3V2H67ZM70 3V2H69ZM75 4H77V3H79L78 2V0H77V3H76V0H75V2H74ZM86 3V2H85ZM89 3V2H88ZM120 3V4H121ZM167 3H169L168 5H167ZM223 3V2H222ZM55 4H58V6L57 7H54L55 6ZM80 4V3H79ZM78 4V5H79ZM113 4V3H112ZM138 4H140V3H138ZM227 4V3H226ZM226 4L224 5V6H226ZM64 4H62L61 5V7L63 6ZM77 5V6H78ZM82 5V4H81ZM85 5V4H84ZM83 5V6H84ZM86 5H87V3H86ZM90 5V4H89ZM88 5V6H89ZM114 5V4H113ZM112 5V6H113ZM116 5V4H115ZM114 5V6H115ZM135 5V4H134ZM165 5H167V6H169V7H167V6H165ZM228 5V4H227ZM37 5H35V7H36ZM75 6V5H74ZM77 6H75L76 8H77ZM80 6V5H79ZM127 6V5H126ZM139 6V5H138ZM142 6V5H141ZM233 7V4H231L230 6L228 5V8L230 7L231 8V10H230V8H229V11L231 12L230 14L232 15L230 18L233 20V23L235 24L236 23V21H235V18L237 17V12H232L234 9H232V7ZM16 7V6H15ZM110 7V6H109ZM127 7H130L129 5L127 6ZM126 7V8H127ZM134 7V6H133ZM132 7V9H134ZM157 7V8H158ZM64 8H65V6H64ZM76 8H74V12H76V10H77V13H78V10L79 9H76ZM80 8V7H79ZM115 8H117V6L115 7ZM122 8V7H121ZM125 8V10L124 11H126L127 9H129V8H127L126 9ZM148 8V7H147ZM73 9V8H72ZM71 9V10H72ZM81 9V8H80ZM110 9V8H109ZM131 9V8H130ZM135 9H138L137 8V6H135ZM5 10V11H6ZM64 10V9H63ZM71 10H69L70 12H71ZM115 11H114V13H113V15L115 14L116 15V17L118 16L116 13H118V11H120V10H116V9H114ZM141 10V9H140ZM187 10V11H186ZM224 10V11H223ZM73 11V10H72ZM109 11H111V10H109ZM134 11V10H133ZM135 11H137L138 12V10H135ZM236 11V10H235ZM0 12V13H1ZM7 12V11H6ZM5 12V13H6ZM15 12H16V14H15ZM79 12H81L80 10H79ZM113 12V11H112ZM111 12V13H112ZM156 12V13H157ZM4 13V12H3ZM13 13L15 14V15H13ZM23 13V17H24V15L26 14L27 16L29 15V13L27 14V12L24 14ZM67 13V14H66ZM72 13V12H71ZM71 13H70V16H66V18L67 17H71L72 15H71ZM121 13V12H120ZM123 13V12H122ZM121 13V14H122ZM126 13V12H125ZM125 13H123L124 15H125ZM127 13H129V11H127ZM2 14V13H1ZM72 14H74V13H72ZM119 14V13H118ZM122 14V15H123ZM140 14V13H139ZM143 14V13H142ZM147 14V13H146ZM3 15V14H2ZM6 15V14H5ZM8 15V14H7ZM25 15V17H27ZM62 15H64V17H62ZM114 15V16H115ZM120 16V17H123V16ZM227 15V14H226ZM111 16H112V14H111ZM110 16V17H111ZM127 16V15H126ZM140 15H138L137 13H131V15H128L127 16V18L128 17H131V19H134V20H136V18L137 17H139ZM22 17V18H23ZM25 17L23 18V19H25ZM59 17V18H58ZM109 17V18H110ZM141 18L143 17V16H140ZM139 17V18H140ZM152 17V16H151ZM194 17V18H193ZM227 17V16H226ZM13 18V19H14ZM18 18V17H17ZM28 18V19H29ZM68 18V19H69ZM109 18H108V20H109ZM119 18V17H118ZM125 18V17H124ZM140 18V19H141ZM207 18H210V20H207ZM13 19H12V21H13ZM68 19H65V20H63V22H64V24L63 25H65L66 24V20H68ZM111 19V18H110ZM113 19V18H112ZM114 19H117V18H114ZM119 19H122V18H119ZM130 19V18H129ZM138 19V18H137ZM152 19V18H151ZM150 19V20H151ZM205 19H206V21H205ZM20 20H21V18H20ZM26 20V19H25ZM118 20V19H117ZM123 20V19H122ZM237 20V19H236ZM18 21V19L16 20V22ZM22 21V20H21ZM29 20H27V22H28ZM43 21V22H42ZM127 21V20H126ZM147 21V20H146ZM153 21V20H152ZM235 21V22H234ZM238 21V20H237ZM15 22V23H16ZM26 22V21H25ZM31 22V23H32ZM62 22V21H61ZM138 22H140V21H138ZM138 22H136V24L138 23ZM142 22V24L144 25V23H143V21H141ZM140 22V23H141ZM145 22V21H144ZM196 22V21H195ZM232 22V21H231ZM10 23H12L13 24V22H10ZM10 23H9V26H10ZM14 23V24H15ZM29 23H30V21H29ZM30 23V24H31ZM117 22H115V24H116ZM120 23H121V21H120ZM123 24H126V23H124V22H122ZM134 23V22H133ZM139 23V24H140ZM191 23V22H190ZM192 23H194L193 22V20H192ZM198 23V22H197ZM232 23V25H231V27L234 25ZM13 24V25H14ZM112 24V23H111ZM113 24H114V21H113ZM130 24V23H129ZM135 24V23H134ZM142 24H140V25H142ZM230 24V23H229ZM237 24V23H236ZM143 25H142V27H143ZM227 25H228V23H227ZM36 26V27H37ZM57 26V27H56ZM115 26V25H114ZM118 25H116V27H117ZM35 27V26H34ZM65 27H67V26H65ZM123 27V26H122ZM138 27V26H137ZM152 27V26H151ZM157 27H159V24H158V26ZM156 27V28H157ZM230 27V26H229ZM62 28V29H63ZM112 28H113V25H112ZM111 28V30H113ZM115 28V27H114ZM155 28V29H156ZM234 28H236L235 26H234ZM234 28H232L233 30H234ZM10 29V28H9ZM14 29V28H13ZM30 29H34V28H30ZM108 29V28H107ZM107 29H106V32L107 33H109V36H110V34L111 33H114V32H112L111 31V33L109 32V31H107ZM109 29H110V27H109ZM132 29V28H131ZM138 29V28H137ZM141 29V28H140ZM149 29V28H148ZM162 29V28H161ZM162 29V30H163ZM222 29V28H221ZM225 29H229V28H225ZM224 29V30H225ZM231 29V30H232ZM7 30V29H6ZM64 30V29H63ZM103 30V29H102ZM116 30V29H115ZM128 30H130V29H128ZM143 30V29H142ZM151 30H154V29H151ZM157 30V29H156ZM224 30H221V32H224ZM1 31V30H0ZM62 31V30H61ZM101 30H99V32H100ZM122 31V30H121ZM126 31V30H125ZM158 31H159V28H158ZM158 31H155V33L157 32L158 33ZM226 31V30H225ZM6 32V31H5ZM8 32V31H7ZM10 32V31H9ZM9 32L8 33H6L7 34V36L8 37H10L11 36V34H12V31L10 32V34H9ZM60 31H58V33H59ZM135 32V31H134ZM133 32V33H134ZM137 32V31H136ZM144 32V31H143ZM164 32V33H165ZM4 33V32H3ZM15 33V32H14ZM62 33V32H61ZM105 33V32H104ZM125 33V32H124ZM147 33H149L148 31H147ZM151 33V32H150ZM149 33V34H150ZM159 33L162 35V33L159 31ZM163 33V34H164ZM231 33V32H230ZM6 34H5V36H6ZM168 34V33H167ZM229 34V33H228ZM234 34V33H233ZM15 35V34H14ZM55 35H56V37H55ZM59 35V34H58ZM97 35V34H96ZM99 35V34H98ZM105 35H106V33H105ZM116 35V34H115ZM122 35V34H121ZM125 35V34H124ZM159 36V34H156V35H154V36ZM165 35V34H164ZM2 36H4V34L2 35ZM62 36H64V35H61V37ZM112 36V35H111ZM110 36V37H111ZM120 36V35H119ZM118 36V38H120ZM137 36H139V34L137 33ZM141 36V35H140ZM163 36V35H162ZM7 37V38H8ZM12 37L14 38V36H11L10 38L12 39ZM117 37V36H116ZM115 37V38H116ZM165 37V36H164ZM163 37V38H164ZM108 38V37H107ZM106 38V39H107ZM114 37H111L110 38V44H112L111 45V47L112 48H110V51H109V49H108V51H109V53H107L105 50V52L108 54V56H105V60H110V61H108V62H110L109 64H108V66H106L107 68H105V66H104V68L105 69H107L108 70V68H109V74H110V76H109V79L107 80V82L109 83L108 85L109 86H111V87H106V88H110L109 90L107 89V91H109V92H111L112 93V95H114L113 93H115V94H119V93H121V94H123V92L125 93L126 92V94L127 93H129V94H131V93H134L135 94V96H136V99H140V101H142V102H144L146 105H148L149 104V101L148 100H150V99H153V100H160V99H162L163 97H167V99H169V102L170 103H172L171 101H172V96H174V94L176 95V93H175V91L173 92V90H176V89H172V87H169V82H168V87L166 88V87H162V88H159V87H156L155 86V83H153V84H151V86H149L148 84H146V85H148V87L146 86V85H144V82H147V83H150L151 82V80H148V78H149V76H150V74L148 73V75L149 76H146V73H139L138 74V72H136L137 71V69H135V68H137V66H136V64L135 63H137V65H139L140 64V62H142L141 60H142V58L144 59V57H136L135 55V58H133V60H131L132 58H128V56H125V55H120V56H116L115 55V51H116V49H119V48H117L118 46H119V42L117 41L116 42V40H118V39H115ZM152 38V37H151ZM158 38V40H159V37H157ZM157 38H156V40H157ZM162 38V37H161ZM47 39V40H46ZM59 39H61V38H59ZM58 39V40H59ZM121 39V38H120ZM119 39V40H120ZM125 39V38H124ZM136 39H138V38H136ZM46 40V41H45ZM54 40H56V39H54ZM53 40V41H54ZM109 40V39H108ZM122 40H123V38H122ZM126 40V39H125ZM105 41V40H104ZM121 41V40H120ZM124 41V40H123ZM161 41H162V39H161ZM56 42V41H55ZM60 43L62 42V41H59ZM108 42V41H107ZM150 42V41H149ZM153 42H154V40H153ZM153 42H152V44H153ZM156 43H158V42H160V41H155ZM48 43V42H47ZM46 43V44H47ZM57 43H58V41H57ZM124 43H125V41H124ZM127 43H129V42H127ZM131 43V42H130ZM155 43V44H156ZM45 44V45H46ZM55 43H53V46H56V44L54 45ZM135 44V43H134ZM143 44H144V42H143ZM154 44V45H155ZM6 45V44H5ZM40 45V44H39ZM59 45V44H58ZM57 45V46H58ZM124 46H125V44H123ZM164 45V44H163ZM167 45V44H166ZM169 45V44H168ZM167 45V46H168ZM0 46V47H1ZM41 46V45H40ZM40 46H38V48L40 47ZM42 46H43V44H42ZM136 46V45H135ZM158 46H161V44H159V45H157V48H158ZM4 47H6V46H4ZM10 47V46H9ZM44 48L46 47V46H43ZM59 47V46H58ZM120 47V46H119ZM123 47V46H122ZM151 47V46H150ZM162 47V46H161ZM15 48V49H16ZM35 48H37V47H35ZM35 48H33L34 49V51H36L37 49H35ZM49 47L47 46V49H48ZM61 48V47H60ZM59 48V50L61 51V49ZM64 49H62V51L63 50H65L66 48L65 47H63ZM131 48V47H130ZM155 48V47H154ZM4 49V48H3ZM10 49V48H9ZM9 49H8V51H9ZM13 49H11V50H13ZM40 49H42L43 50V48H41L40 47ZM55 49H57V48H55ZM54 49V50H55ZM101 49V48H100ZM107 49V48H106ZM121 49V48H120ZM127 49V48H126ZM129 49V48H128ZM132 49V48H131ZM150 49H152V48H150ZM162 50V48H159V50ZM164 49V48H163ZM177 49V48H176ZM1 50V49H0ZM21 50V49H20ZM19 50V51H20ZM23 50V49H22ZM28 50V49H27ZM46 50V49H45ZM58 50V52H60ZM112 50V51H111ZM114 50V51H113ZM133 50V49H132ZM153 50V49H152ZM151 50V51H152ZM2 51V50H1ZM4 51V50H3ZM5 51H7V50H5ZM5 51H4V54H5ZM16 52H19V51H17V50H15ZM15 51L13 52V53H15ZM26 51V50H25ZM30 51V50H29ZM34 51H30L31 53L32 52H34ZM39 52H41V50H38ZM56 52H57V50H55ZM66 51V50H65ZM119 50H117L116 51V54H117V52H118ZM163 51V50H162ZM169 51H170V49H169ZM189 52L188 54H189V58H187L186 59V57H185V59H184V54H183V52ZM22 52H24V51H22ZM44 52H49V50H47V51H44ZM54 52V51H53ZM52 52V53H53ZM149 52V51H148ZM154 52V51H153ZM159 52V51H158ZM164 52V51H163ZM186 52V53H187ZM9 53V52H8ZM21 53V52H20ZM26 53V52H25ZM29 53V52H28ZM47 53H46V55H47ZM51 53V52H50ZM64 53V52H63ZM72 53H73V51H72ZM70 53V54H68V55H66V56H64L63 58H61L60 57V55H58L61 59H59V60H61V62L59 63V64H53V62H51V67H50V65H49V63L48 62H46V63H48V65L49 66H46V68L48 67V69H46L47 70V72H45V75L43 74V78H42V80H39L40 82H38V80L36 81V79H40V75L39 76H37L38 78H36V79H32L33 77H32V74H29V76H28V78H29V83H30V86H31V90H32V92H33V94H35V95H37L39 98H41V99H43V100H45L46 102H48V104L52 107V108H54L53 110H59V112H57L59 115H61L60 113H62L63 115H67V113L66 112H68V108H71V107H68V105H64V104H62V106H60L59 105V102H61L60 100H58L59 99V97H58V99H57V97H56V100H58L57 102H55L56 100H54V98H52V97H55V96H57V95H55V96H52V94H54V93H51L50 91L51 90H49L48 89V87H50L51 86V84H53L54 85V82H56L57 83V85H56V88H58V89H61L60 87L61 86H59V85H61L62 84V86H63V80H65V79H67V77L69 76V74H72V73H69L68 74V72H65V73H67V75L68 76H66V74L65 73H63V69H64V67H68V65H69V63L67 62V61H71V60H73V59H76V55H77V53ZM105 53V54H106ZM120 53V52H119ZM131 53H132V51H131ZM134 53V52H133ZM133 53H132V55H133ZM139 53V52H138ZM144 53V52H143ZM7 54V53H6ZM16 54H18V53H16ZM42 54V53H41ZM56 54V53H55ZM130 54V53H129ZM135 54H137V52L135 53ZM142 54V53H141ZM140 54V56H142ZM153 54V53H152ZM156 54H158V53H156ZM155 54V55H156ZM159 54H161V55H156V56H152L153 57V59L155 58V57H158V59L160 60V59H162L160 56H162V53H159ZM165 54H167V53H165ZM178 54H181V55H178ZM8 55V54H7ZM11 55V54H10ZM35 55H38L37 53L35 54ZM44 55H45V53H44ZM44 55H42V56H44ZM46 55L44 56V57H42V59L43 60H45L46 58ZM64 55V54H63ZM126 55H128V54H126ZM131 55V54H130ZM169 55V54H168ZM52 56V55H51ZM56 57V58H59V57ZM167 56V55H166ZM172 56V55H171ZM2 57V56H1ZM0 57V58H1ZM3 57H4V55H3ZM2 57V58H3ZM19 57H22L21 55L19 56ZM19 57H16V58H19ZM32 57V56H31ZM106 57H108L107 59H106ZM131 57H133V56H131ZM150 56H148V58H149ZM5 58L7 59V58H9V56L8 57H6L5 56ZM10 58H11V56H10ZM28 58V57H27ZM48 58V57H47ZM49 58H50V55H49ZM48 58V59H49ZM52 59H54L55 60V58H53V57H51ZM147 58V59H148ZM170 58V57H169ZM4 59V58H3ZM3 59H1L0 60V113H1V118L3 119V123H4V121H5V126H7V132H6V136H7V138L5 139V140H7L8 141V143H7V141H5V143H6V145L8 144V146L9 147H11V149L12 148H14L16 151H17V158L14 156V159L16 158L17 159V161H13V155H12V153L9 151V155H8V157H6V158H4L3 159V161H2V158H3V156H2V158H1V164H3V167H4V165H5V170H11L10 168V165H14V163H16V162H19V160H21V159H19V158H23V156L24 155H22V154H24V152H25V149H23V148H20V147H22L21 145H23V146H25V145H27V144H29V143H27V142H25V141H27V139L26 138H23V133H26L27 134V132H28V134L27 135H29L28 136V138H29V140H28V142L30 141H33L32 143L33 144H35L36 146H39V147H42L43 146V144L40 142V140H39V137H40V135H41V133L43 132V131H46L48 128L47 127H45V126H47L48 125V123L50 124V122H52L53 120H51L52 119V117L54 116V114L56 113H54L53 115H52V112H51V114L48 112V114L46 115V114H41V113H38V111H36L35 112V109H33L34 108V104H32V105H29V103H27V100H26V108L28 107V108H30L31 110H32V112L29 110V115L26 113V115L24 114V113H22V114H24L25 115V117L23 118H19L18 119V116H22L21 115V113L18 111L19 110V107L18 106H16V102L15 101H18V99H19V97H21L22 96V98H24V95H18L19 97H16V95H17V90L16 89H14V90H16V91H13V89H12V87L11 86H13V85H18V83H16V82H19V83H23V81H16L15 79H14V74L13 73H10V75H9V79L8 80H4L3 79V76H4V73H5V70H6V68L7 67H10V65L12 66V61L13 60H9V59H7L8 61H4ZM24 59H25V57H24ZM145 59H146V57H145ZM157 59V58H156ZM168 59V58H167ZM166 59V61L165 62H167V63H163L162 65H161V63H160V65L161 66H163V67H167V69L169 68L170 70L169 71H171L172 72V61L170 62V60H169V62H168V60ZM171 59V58H170ZM18 60V59H17ZM43 60H41V61H43ZM47 60V59H46ZM53 60V61H54ZM59 60H56V61H59ZM90 60H92V59H90ZM159 60H157V61H159ZM163 60H165L164 59V57H163V59H162V61ZM172 60V59H171ZM189 60H191V62L189 61ZM20 61V60H19ZM22 61H23V59L21 60V62L20 63H22ZM26 61H27V59H26ZM48 61V60H47ZM49 61H52L51 59H49ZM63 61H65V63L66 64H63L62 62ZM97 61H99V62H102V61H100V60H97ZM97 61H95V64H97L96 62ZM104 61V60H103ZM131 63V61L133 62V64L131 63V64H129V62ZM152 61V60H151ZM156 61V62H157ZM161 61V60H160ZM28 62V61H27ZM44 62V61H43ZM138 62H139V64H138ZM154 63H155V61H153ZM11 63V64H10ZM23 63H24V61H23ZM33 63V62H32ZM40 63V62H39ZM67 63H68V65H67ZM106 64H107V62H105ZM149 63V62H148ZM147 63V64H148ZM10 64V65H9ZM25 64H26V62H25ZM24 64V65H25ZM30 63H28V65H26V67L27 66H30L29 65ZM62 64V65H61ZM103 64V63H102ZM42 66H43V63L41 64ZM40 65V66H41ZM44 65H47V64H45L44 63ZM65 65H67V66H65ZM86 65V64H85ZM84 65V66H85ZM87 65H89V63L87 64ZM86 65V66H87ZM100 65H101V63H100ZM99 65V66H100ZM105 65V64H104ZM142 65H144V64H142ZM152 66H153V64H151ZM155 65H158V64H155ZM154 65V66H155ZM14 66H16V65H14ZM21 66V65H20ZM23 66V65H22ZM41 66V67H42ZM98 66V67H99ZM103 66V65H102ZM136 66V67H135ZM140 66H141V64H140ZM139 66V67H140ZM144 66H146V65H144ZM147 66H150V65H147ZM193 66V65H192ZM70 67V66H69ZM82 67H83V65H80V66H78V67H76L77 68V70H79V72L81 71V70H83L82 69ZM95 67H97V66H95ZM97 67V68H98ZM135 67V68H134ZM156 67V66H155ZM157 67H159V66H157ZM21 68V67H20ZM23 68V67H22ZM43 68V67H42ZM76 68H73L72 70H74V69H76ZM84 68V67H83ZM86 68V67H85ZM84 68V69H85ZM102 68V67H101ZM135 69V72H136V74L137 75H135V73L133 72L132 73V71H134V69ZM143 68V67H142ZM150 68V67H149ZM164 68V69H165ZM174 69L176 68V66H174L173 67ZM41 69V68H40ZM44 69H45V67H44ZM89 69V68H88ZM100 69V68H99ZM133 69V70H132ZM145 69V68H144ZM143 69V70H144ZM151 69H155L156 70V68H152L151 67ZM163 69V68H162ZM27 70V69H26ZM70 70V69H69ZM101 70V69H100ZM142 70V69H141ZM146 70V69H145ZM68 71V70H67ZM71 71V70H70ZM92 71H93V73L96 71V69H95V71L94 70H89L88 72H86V73H88V74H90V73H92ZM102 71H104V70H102ZM138 71H140V70H138ZM157 71V70H156ZM159 71V70H158ZM161 71H163V70H161ZM160 71V72H161ZM165 71H166V69H165ZM164 71V72H165ZM29 73H30V71H28ZM84 72V71H83ZM99 72V71H98ZM105 72V71H104ZM149 72H150V69H149ZM159 72V73H160ZM198 72V73H197ZM43 73V72H42ZM106 73V72H105ZM153 73V75L154 76H151L150 78H154L155 77V74H157V73H154V71H152L151 72V74ZM96 74H98V73H96ZM103 74V73H102ZM161 74H163V73H161ZM169 74V73H168ZM14 75V76H13ZM19 75V74H18ZM38 75V74H37ZM57 75V76H56ZM91 75V74H90ZM98 75H100V74H98ZM97 75V76H98ZM104 75V74H103ZM164 75V74H163ZM170 75V74H169ZM176 75H178V73L176 74ZM12 76H13V79H12ZM26 76H27V71H26ZM60 76L61 77H64L65 78V76H66V78L64 79H62L61 80V78H60ZM133 76V77H132ZM157 76H159V74L157 75ZM172 76V75H171ZM57 77V78H56ZM72 77V76H71ZM93 77H96V76H90V78H88L87 80H85V81H83V82H85V86H87V87H92L93 85H94V81H93ZM165 77V76H164ZM19 78V77H18ZM30 78H31V80H30ZM50 78V81H51V78H56V79H58V80H60V81H62L61 82V84H58V82L60 83V81H51V82H53V83H51L48 87L46 86V85H48L47 83H48V79ZM60 78V79H59ZM145 78H147V79H145ZM163 77H161V79H162ZM167 78H169L168 76H167ZM179 79L181 78V77H178ZM204 79V80H202V79ZM69 79V81H70V79L71 78H68ZM160 79V78H159ZM158 79V80H159ZM160 79V80H161ZM165 79V78H164ZM182 79H184V78H182ZM201 79V80H200ZM22 80V79H21ZM131 80V81H130ZM146 80V81H145ZM258 82L256 83V86H255V90H256V92H257V94H258V96H257V98H256V101L255 102H253V103H251L250 101H249V96H248V94H247V92H246V90H245V88H239V85L238 84H236V89H238V91H241L240 93H241V96H242V100H243V103L246 105V106H249V108L252 110V112L254 113V114H257V113H260L261 115H264V73L262 74V75H260L259 76V78H258ZM50 81H49V83H50ZM66 81V80H65ZM75 80H73V82H74ZM153 81V80H152ZM154 81H156V79H154ZM164 81V80H163ZM166 81H167V79H166ZM172 81V80H171ZM179 81V80H178ZM193 81V82H194ZM67 82V81H66ZM65 82V83H66ZM71 82H72V80H71ZM157 82V81H156ZM204 83V85H203V83ZM12 83H14L13 85H12ZM65 83H64V85H65ZM99 83H101L102 84V81L101 80H99ZM158 83V82H157ZM161 83H164V82H161ZM171 83V82H170ZM198 83H197V86H198ZM159 84H160V82H159ZM159 84H157V85H159ZM165 84V83H164ZM176 84V83H175ZM193 84V83H192ZM201 84L199 85L200 86V88H201ZM23 84H21V86H22ZM72 85V84H71ZM179 85V84H178ZM178 85H176L177 87H178ZM195 85L196 84H193V87H195ZM19 86V85H18ZM23 86H25V83H24V85ZM23 86H22V88H23ZM58 86V87H57ZM82 86H84V85H82ZM164 86V85H163ZM166 86V85H165ZM170 86H172V85H170ZM174 86V85H173ZM180 86V85H179ZM185 86V85H184ZM196 86V87H197ZM199 86H198V88H199ZM204 86V87H203ZM26 87V86H25ZM80 87H81V85H79V83L78 84H73L72 86H71V89H72V91L74 92V91H79V90H81L80 89ZM136 87V88H135ZM14 88V87H13ZM21 88V89H22ZM55 89V87L54 86H52V88H50V89ZM82 88H84L83 89V91L84 92H86L88 89L87 88H85V87H82ZM131 88H132V90H131ZM189 88H191V87H189ZM198 88H194V89H198ZM18 89V88H17ZM20 89V88H19ZM18 89V90H19ZM105 89V88H104ZM103 89V87H98V88H95V89H92L91 91H87L88 93H96L97 94V92L99 93H101V91L103 90V92L105 91ZM130 89V90H129ZM135 91H134V90ZM170 89H172V90H170ZM179 89H181V88H178V91L177 92H179ZM192 89V88H191ZM190 89V90H191ZM24 90H25V88H24ZM49 90V91H48ZM56 90V89H55ZM63 90V89H62ZM61 90V91H62ZM199 90V89H198ZM196 91V92H199V91ZM201 90V89H200ZM23 91V90H22ZM53 91V90H52ZM58 91V90H57ZM82 90H81V93L83 92ZM213 91V90H212ZM212 91L210 92V94L212 93ZM237 91V92H238ZM17 92V93H16ZM64 92V91H63ZM80 92V91H79ZM215 92H217V94H220V95H222L223 96V99H221V101H216L215 102V104L218 106V107H221V106H223V107H225L226 108V113L228 114V116H229V118H233V119H237L238 118V116L236 115V117L233 115V107H235L236 106V101H235V99H234V97H233V95L230 93V92H228L226 89H216L215 90ZM215 92H213V95L214 96H216V93ZM14 93V94H13ZM15 93H16V95H15ZM22 93H24V92H22ZM55 93H59L60 94V92H55ZM76 93V92H75ZM174 93V94H173ZM192 93H194V90L192 89ZM19 94V93H18ZM62 94V93H61ZM60 94V95H61ZM65 94V93H64ZM76 94H79V93H76ZM87 94V93H86ZM125 94V95H126ZM200 94L202 95V91H200ZM200 94H197L198 96L200 95ZM63 95V94H62ZM65 95H67L68 96V93H66ZM71 95V94H70ZM94 95V94H93ZM98 95H101V94H98ZM110 95V94H109ZM124 95V94H123ZM192 95H194V94H192ZM196 95V94H195ZM64 96V95H63ZM66 96V97H67ZM115 96V95H114ZM128 96V95H127ZM62 97V96H61ZM60 97V98H61ZM65 97V98H66ZM71 97V96H70ZM109 97H111V96H109ZM129 97V96H128ZM177 97V96H176ZM22 98H20V99H22ZM25 98H26V96H25ZM68 98V97H67ZM73 98V97H72ZM78 98H81V96H78ZM114 98H116V97H114ZM114 98H111V99H113L114 100ZM205 98V97H204ZM64 99V98H63ZM62 99V100H63ZM119 99V98H118ZM138 99V100H139ZM25 100V99H24ZM54 100V101H53ZM72 100V99H71ZM210 100V99H209ZM64 101V100H63ZM62 101V102H63ZM68 101V100H67ZM73 101V100H72ZM24 102V101H23ZM61 102V103H62ZM19 103V102H18ZM60 103V104H61ZM64 103V102H63ZM122 103V102H121ZM113 104V103H112ZM254 105V106H251V105ZM28 105V106H27ZM70 105V104H69ZM78 105V104H77ZM111 105V104H110ZM65 106V107H64ZM195 106H198V105H195ZM18 108V109H16L15 111H14V109L15 108ZM66 107H68L67 109H66ZM76 107V106H75ZM112 107V106H111ZM110 107V108H111ZM121 107V106H120ZM119 107V108H120ZM4 110H3V109ZM114 109L116 108V107H113ZM199 108V107H198ZM75 110L77 109V108H74ZM135 109V112H132L130 115H132V116H130V119L129 120H131V121H129L130 122V125L127 127V128H129V127H131V126H135V125H139L138 127H140V126H143V128H144V123H142L141 121V116L138 114V112L136 111V107L134 108ZM55 110V111H56ZM70 110V109H69ZM72 110H73V108H72ZM74 110V111H75ZM112 110V109H111ZM119 110V109H118ZM34 111V112H33ZM51 111V110H50ZM71 111V110H70ZM115 111H117V110H115ZM147 112H151L152 113V115H150L149 117H150V120H149V125L150 126H153L154 125V121H153V119L157 116V114H158V109H155V110H150V111H147ZM69 113V112H68ZM75 113V112H74ZM115 113V112H114ZM117 113H119V112H117ZM126 112H123L122 114H125ZM232 113V114H231ZM94 114H95V112H94ZM121 114V115H122ZM128 114H129V111H128ZM185 114V113H184ZM51 115H52V117H51ZM55 115H57V114H55ZM110 115V114H109ZM114 115L115 114H113V117H114ZM126 115V114H125ZM33 116V117H35V119H34V123L32 122V118L31 117ZM101 116H103V115H101ZM198 116V115H197ZM9 117H12V118H15V119H18V123H20L19 124V126H20V128H21V132L22 131H24V132H22V134H21V132L19 133V132H16L12 127H11V125L9 124V122H8V118ZM59 119H61V117H59V116H57ZM89 117V116H88ZM88 117H86V119L88 120L89 118ZM96 117V116H95ZM112 117V116H111ZM116 117H117V115H116ZM123 117V116H122ZM121 117V118H122ZM132 117V118H131ZM71 118V117H70ZM76 117H72V119L74 120ZM110 118V117H109ZM120 118V119H121ZM67 119H69V118H64L63 120H66L65 122H63L64 124H62V121L63 120H59L60 122H61V124L59 125H57V124H55V125H57V126H59L62 130H63V132L65 131V133L66 132H69L70 131V129H69V127L67 128L66 126H67V121L69 122L70 121V119L69 120H67ZM72 119H71V121H72ZM85 119V120H86ZM113 119V118H112ZM51 120V121H50ZM86 120V121H87ZM99 120V119H98ZM116 120V119H115ZM124 120V119H123ZM128 120V119H127ZM194 120V119H193ZM58 121V120H57ZM100 121H101V119H100ZM125 121H126V119H125ZM55 122V121H54ZM89 122V121H88ZM107 122H109L108 120H107ZM111 122V121H110ZM115 122H117V120L115 121ZM121 122V121H120ZM188 122H190L189 120H188ZM53 123V122H52ZM100 123V122H99ZM118 123V122H117ZM131 123L133 124V125H131ZM84 124V123H83ZM113 124V123H112ZM123 124V123H122ZM52 125V124H51ZM50 125V126H51ZM77 125V126H76ZM104 125H105V123H104ZM111 125V124H110ZM109 125V127L108 128H106L105 130H104V132H102L101 134H103V133H107V134H109L110 132H112V130L115 132V128H120L119 127V125L118 124H113V125H111L110 126ZM124 125H125V123H124ZM123 125V126H124ZM49 126V127H50ZM57 126H54V128L56 127L57 128V130H61L59 127H57ZM73 126V125H72ZM71 126V127H72ZM81 126V124L80 123H76L74 126H73V130L72 131H74V133L72 134V136L68 139V138H66V143L64 142V144L67 146H70V143H75V144H73L72 146H70L71 148L73 147V146H75V145H79L80 144V142H82L83 144H84V146L86 147V143L84 142V141H86V139H85V135L83 136V134L81 133V131H83V129L85 130L86 128H82V127H80ZM98 126V125H97ZM102 126H103V124H102ZM121 126V125H120ZM53 127V126H52ZM126 127V126H125ZM56 128L55 129H53L54 130V132L57 134V130H56ZM98 128V127H97ZM137 128V127H136ZM142 128V129H143ZM93 129H95V127H93ZM130 129V128H129ZM135 129V128H134ZM139 129H141V127L140 128H138V129H136V131L134 130V132L133 133H135V134H138L139 132H138V130ZM50 130H52V128L50 129L49 128V130H47L46 132L49 134V135H51V133L50 132H52V131H50ZM61 130V131H62ZM69 130V131H68ZM100 130H102V129H100ZM125 130V129H124ZM132 130V129H131ZM86 131V130H85ZM95 131H97L96 129H95ZM99 131V130H98ZM116 131H118V129L116 130ZM139 131H142V130H139ZM207 131H211V130H207ZM54 132H52V134H54ZM114 132H112V133H114ZM118 132H120V130L118 131ZM138 132V133H137ZM202 132H204V131H202ZM206 132V131H205ZM59 133V132H58ZM98 133V132H97ZM124 133V132H123ZM122 133V135H124ZM26 134H24V135H26ZM60 134H61V132H60ZM71 134V133H70ZM86 134V133H85ZM115 134V133H114ZM113 134V135H114ZM131 134V133H130ZM140 134V133H139ZM160 134V133H159ZM164 135H165V132L163 133ZM186 134H187V132H186ZM207 134V133H206ZM208 134H210V133H208ZM47 135V134H46ZM47 136V137H51V136ZM55 135V134H54ZM112 134H109V135H107L108 136V138L105 136V135H103L102 137L103 138H101V139H99L98 141H96V138H95V140L94 141H90V142H95L96 141V144H99L100 142L99 141H101L102 139H104L103 141H105V143L107 142V144H112L113 143V141L115 142V139H116V137L117 136H119L120 137V135H116V137H114ZM155 135V134H154ZM153 135V136H154ZM43 136V135H42ZM45 136V135H44ZM90 136V135H89ZM96 136V135H95ZM106 138H105V137ZM129 136V135H128ZM152 136V137H153ZM156 136V135H155ZM158 136V135H157ZM205 135H203V137H204ZM214 136H216V135H213V134H211L210 136H209V142H210V144L208 143V140H207V138H208V135H206L205 137H206V139L205 138H202V136H201V139L203 140V139H205V142H206V140H207V142H206V144H207V146H208V148L207 147H205L206 146V144H205V142H203L205 145H203V143H202V145H203V147H202V149L203 150H201L202 151V154H203V156H201L200 158H204V159H202V160H204V162L203 161H199V162H202V163H197V164H194V166L192 165L188 170L189 171H187V168L185 169L186 171V177L187 176H191V179H193L194 180V182L197 180V181H200V179H206V181H205V183L206 182H208V184H207V189H205V190H202V191H200L199 190V192L198 193H196V194H194V196H191V197H193V198H191L190 199V203H192L193 201L195 202H197V203H200V205L198 204V206H197V203L195 204H193L192 203V207H193V205H196L195 206V208H193V209H196V208H199L200 210H197V213H196V210H194V212L196 213H194L193 212V214L191 215V216H186V217H184V219H183V217L181 218V221H179L180 219H179V217L180 216H178V219L179 220H176L177 219V217H176V219L175 220H172V213H167V212H165L166 211V209H165V207H166V205H168V206H170V204H172V202H173V200H176V197H178V196H174V198H173V196L172 195H174V194H172V187H167L166 188V190L165 191H159V190H157V189H155V188H153V187H150V186H148V185H146L145 183L143 184L140 180H138V179H136V178H133V177H131V176H126V175H124V174H121V176H118L117 175V179L115 178L116 177V175H112L113 176V178L114 179H116V181H114V179H112V176H111V174H110V176L111 177H108V175H107V177H105V175L103 174V176L105 177H103V179H104V182L102 181V179L100 178V176H97V175H99V174H97V175H91L90 177L89 176H87L86 178H87V180L85 181V184H82L81 182L83 181L82 179L80 180V181H78V179L80 178H78L77 180H76V177H78L77 175H74V178H75V180L73 181V186H69V189H73L74 187L75 188H78L77 186H79V182L81 183V185H83L85 188H88L89 186H90V184L89 183H91V182H94V181H96L97 180V182H98V184L99 185H101V186H99V187H101V190H102V197H98L99 195L96 193H94L95 195H93L92 193V191H94V190H92L91 192H89V193H87V194H82V193H79L77 190L75 191L74 189H73V191H71L70 193L71 194H66L65 193V191H66V189L65 188H62V186H61V188L59 189H57L56 188V190L57 191H52L54 188H51V187H53L55 184H53V186H49V184L51 183L52 184V182H54L52 179L50 180L49 179V181H50V183H49V181H46L47 183H49V184H47V183H45L44 185V188H45V190L46 191H50L51 190V195L49 194V193H43V195H42V192H40L39 191V193L37 194L38 196H41L42 198L44 197V198H46V199H42V201L43 200H45L42 204H40V206H38L39 207V210L37 211V213L35 214V216H34V218L33 217H31L32 219H33V221H32V224L34 225V227L35 226H38V222L40 223V221H42V223H40L41 225H45V224H50V225H58L60 222L62 223L63 221L65 222L66 220L67 221H69L70 222V225H71V222H76L77 220L76 219H78V218H74L75 220H69V218L71 217L70 215L72 214V216L73 215H75V214H77V212L79 211V209H81L82 210V208H84V207H86L85 209H83L82 211H85L89 206H90V208H92V210H89V211H92L93 212V210L94 209H97L96 208V205L98 206V202H95V200H97V198H95L96 196L98 197V198H103L104 199V197H105V199L106 200H104V201H107V200H114V202L113 203H115V201H117V200H119V198H121L122 196H129V195H132L133 197L134 196H136V197H139V198H141L142 200L144 199V200H146L147 199V201L148 200H154V202H157V203H159L161 206H159L158 204V208H156L157 210H153L154 208L152 207V212H149V214L150 215H155L154 216V219L156 218V220L158 221L157 222V224H154V225H151V224H146V225H148L149 227L150 226H152L151 228H149L148 230H147V232H152V231H156L157 230V228H156V226H158L159 224H164V223H168L167 225H166V227H164L161 231H159L158 233H153L150 237H146V235H147V233H146V235L144 234V232H143V237H140V234L139 233H137L138 232V230L139 229H137V227L139 228L141 225H142V221L140 222V218H137L136 216V218H130L131 220H130V222H129V224H128V226L127 225H125L126 226V228L123 230V232H121L120 234L121 235H118L117 237H118V240H116L117 241V243L118 242H120L119 240L121 239V238H119V236L120 237H123V239H122V241L124 240V242H123V245H122V248L120 247V244H119V246H117V247H120V249H121V251H120V254H121V256H122V258L119 256H117V258H114V256H113V258H114V260H112L111 259V262H113V263H111L110 261L107 263V264H109V263H111V264H123L124 263V255H129L130 257L129 258H135V257H137V258H141L142 259V257H146V256H148L149 255V258L151 257V256H157L158 257V259H157V262L156 263H149V264H182L180 261H176L173 257H172V252H171V250H172V244L171 243H169L168 245H169V247L167 248V247H162V246H160L159 247V245H157L158 243H160V242H162L166 237H168L173 231H176V229H180L178 232L179 233H181V234H183L184 233V235L185 236H183V238L184 237H187L189 240H193L194 242H193V250L191 251V252H189V256L187 255V257H186V260H187V262L188 263H191V264H264V219L261 217V222H260V224L261 225H259L258 224V221H257V216H256V203H257V198H258V201L259 200H262V199H260V198H263V200H264V172H259V171H256V170H251V169H253L254 167H252V165L254 164V162L252 163L251 161H250V159H258V157L254 154L253 155V157L252 158H246V165L244 166V164H242L243 166H244V169L246 168V170H244L243 169V166L241 167L240 165L239 166H237V168H236V170H237V172H238V174H237V176H238V180H239V185L241 186V184H242V181H245V185L247 184L248 186V188L249 189H247V190H249V191H246V189H245V191H244V193L246 192V194H243L242 196H245L246 195V198L244 197V199L246 200L247 199V197H248V203L250 202V204H242L241 202H234V203H232L230 206H233L232 207V209L230 210V206H228L229 204H230V202H231V199H229V203H228V205H223V204H221V198L222 197H224V195L226 196L225 198H229V197H227V194H224V193H219L220 195L218 196L217 194L218 193H216V191H214L213 190V188H214V184L216 185L217 184V177L219 178V180L220 181H222V175H223V172L226 174V173H229L230 172V170L229 171H227V170H223L224 169V166H225V161H223V159H218V160H216V161H213L212 162V164H214L211 168H208V167H205V165H207L208 163H210L213 159H214V156H215V152L222 146V143H223V141L221 140V141H219L216 137H214ZM46 137V138H47ZM54 137V136H53ZM52 137V138H53ZM60 137V136H59ZM62 137V136H61ZM66 137V136H65ZM68 137V136H67ZM130 137L132 138V140H133V138H135V137H132V136H129L128 137V139H130ZM137 137V136H136ZM158 137H160V136H158ZM139 138V137H138ZM154 138V137H153ZM162 138V137H161ZM214 138H216L219 142L217 143V142H215L216 140L214 139ZM51 140V138H47L46 140ZM56 139H57V137H56ZM63 139V138H62ZM88 139H91V138H88ZM94 139V138H93ZM98 139V138H97ZM118 139V138H117ZM117 139H116V141H117ZM120 139V142L122 141L121 140V138H119ZM137 139V138H136ZM164 139V138H163ZM226 139V138H225ZM224 139V141H226ZM11 140V141H10ZM24 140V141H23ZM53 140V139H52ZM51 140V141H52ZM64 140V139H63ZM73 140V141H72ZM127 140V139H126ZM159 140H161V139H159ZM10 141V142H9ZM21 141H23V142H21ZM55 141V140H54ZM54 141H52V143L54 142ZM62 141V140H61ZM119 141V140H118ZM117 141V142H118ZM125 141V140H124ZM155 141H157V140H155ZM154 141V142H155ZM201 141V140H200ZM261 141V140H260ZM49 142V141H48ZM87 142V141H86ZM126 142V141H125ZM56 143V142H55ZM55 143H53V144H55ZM58 143V142H57ZM57 143L55 144V145H53V147H54V149H56V151H57V153L59 154V156H57V159L58 160H63V162L65 161V160H67L68 161V159H65L64 157H65V152L64 151H62L60 148L63 146V144H62V146L61 147H59L58 145H57ZM79 143V144H78ZM89 143V142H88ZM103 143V142H102ZM119 143V142H118ZM118 143H116V144H114L115 146L118 144ZM126 143H129V142H126ZM86 144V145H85ZM123 144V143H122ZM225 144V143H224ZM64 145V146H65ZM88 145H90V144H88ZM93 145V144H92ZM94 145H95V143H94ZM100 145V144H99ZM106 145V144H105ZM119 145V144H118ZM125 145H127V144H125ZM96 146V145H95ZM95 146H94V148H95ZM102 146V145H101ZM108 146V145H107ZM112 146V145H111ZM115 146H113V147H115ZM123 146V145H122ZM121 146V147H122ZM198 146V145H197ZM196 146V147H197ZM70 147L68 148V149H70ZM88 147H91V146H88ZM100 147V146H99ZM117 147V146H116ZM125 147V146H124ZM123 147V148H124ZM130 147H131V145H130ZM63 148V147H62ZM80 148H81V153H82V149H83V147L80 145ZM79 148V149H80ZM106 148V147H105ZM198 148V147H197ZM201 148V147H200ZM237 148V147H236ZM236 148H234V149H236ZM27 149V148H26ZM114 150H116V148H113ZM207 149V150H206ZM98 150H100V149H98ZM120 151H121V149H119ZM198 150V149H197ZM196 150V151H197ZM5 151V150H4ZM8 151V150H7ZM6 151V152H7ZM64 152V154H62V152ZM71 151V150H70ZM75 151V150H74ZM14 152V151H13ZM85 152V151H84ZM92 152H94V153H92ZM118 150H116V151H114L113 152V157L114 156H116V155H118ZM15 153V152H14ZM46 153V152H45ZM80 153V154H81ZM99 155L100 156V153L97 151V150H90L89 149V151H88V153L86 152V153H84V155L86 154H88L87 156L88 157H90V155L92 156H96L97 157V155ZM120 153V152H119ZM181 153V152H180ZM189 153V152H188ZM200 153V152H199ZM198 153V154H199ZM251 153H252V150H251ZM29 154H31V153H29ZM75 154V153H74ZM77 154V153H76ZM130 154V153H129ZM10 155H12V157H11V159L10 160H12L11 162H10V160L9 161H7V158H10ZM54 155V154H53ZM57 155V154H56ZM56 155L54 156V157H56ZM64 155V156H63ZM67 155V154H66ZM79 155V154H78ZM82 155V154H81ZM104 155V154H103ZM184 155H186L185 153H184ZM183 155V156H184ZM188 155V154H187ZM186 155V156H187ZM192 155H194L193 154V152H192ZM196 155V154H195ZM69 156V155H68ZM75 156V155H74ZM74 156H72V157H74ZM93 156L91 157V158H93ZM111 155H108V157L107 156H105L104 155V157H107V158H109ZM130 156V155H129ZM186 156H184L183 158L186 160V159H188ZM200 156V155H199ZM60 157V158H59ZM76 157H77V155H76ZM79 157H80V155L77 157V158H75V161L73 160V162H76V160H77V162L79 161ZM83 157V156H82ZM81 157V158H82ZM87 157V158H88ZM186 157V158H185ZM65 160H64V159ZM86 158V157H85ZM101 158V157H100ZM103 158V157H102ZM130 158V157H129ZM165 158H167V157H165ZM177 158H179V157H177ZM181 158V157H180ZM24 159V158H23ZM136 159V158H135ZM81 160V159H80ZM88 160H90V159H88ZM92 160L93 159H91V162H89V163H91L92 164ZM176 160V159H175ZM190 160V159H189ZM188 160V161H189ZM192 160H194V159H192ZM197 160V159H196ZM199 160V159H198ZM37 161H39V160H37ZM67 161H65V164L67 163ZM70 161V160H69ZM104 161V160H103ZM109 161H111V160H109ZM230 161V160H229ZM232 161V160H231ZM230 161V163H232ZM12 162H14L13 164H10V163H12ZM73 162H72V164H73ZM83 162V160H81V162L79 161L78 163H82ZM85 162V161H84ZM106 162V161H105ZM186 162V161H185ZM197 161H195V163H196ZM227 162H228V160H227ZM256 162V161H255ZM35 163V162H34ZM69 163V162H68ZM67 163V164H68ZM87 163V162H86ZM88 163V164H89ZM96 163V162H95ZM104 163V162H103ZM107 163H112V166H113V163L114 164H116L114 161L113 162H106V164ZM171 163V162H170ZM173 163V162H172ZM175 163V162H174ZM184 163V162H183ZM188 163V162H187ZM191 163V162H190ZM229 163V162H228ZM0 164V165H1ZM17 164V163H16ZM39 164H41V163H39ZM45 164V163H44ZM47 164H49L48 166H50L51 167V163H47L46 162V164L45 165H47ZM70 164V163H69ZM77 164V163H76ZM109 164V165H110ZM227 164V163H226ZM38 165V164H37ZM59 165V164H58ZM97 165V164H96ZM189 165V164H188ZM198 165H200L199 167H198V169L196 168L195 169V166H198ZM202 165V166H201ZM233 165L234 166H236V163L234 164V162L231 164V167L230 168H232L233 167ZM238 165V164H237ZM28 166V165H27ZM29 166H30V164H29ZM47 166V167H48ZM57 166V165H56ZM73 166V165H72ZM90 166V165H89ZM111 166V165H110ZM183 166V165H182ZM221 166V167H220ZM227 167L229 166V165H226ZM2 167V168H3ZM6 167H7V169H6ZM13 167H15V166H13ZM12 167V168H13ZM25 167V166H24ZM33 167H36V165H34ZM32 167V168H33ZM48 167L49 169H47L48 171H52L53 169H51V168H53V167ZM59 167V166H58ZM94 167V166H93ZM91 168V169H94L95 170V168ZM187 167V166H186ZM202 167V168H201ZM205 167V168H204ZM29 168H31V167H29ZM45 168H46V166H45ZM44 168V169H45ZM83 168V167H82ZM107 168H109V167H107ZM185 168V167H184ZM194 168V170H192ZM14 169V168H13ZM23 169V168H22ZM21 169V170H22ZM62 169V168H61ZM64 169V168H63ZM73 169V168H72ZM85 169V168H84ZM86 169H88V168H86ZM181 169H183V168H181ZM180 169V170H181ZM214 169H216L217 170V172L213 175V170ZM1 170H3V169H1ZM20 170V171H21ZM25 170V169H24ZM27 170V169H26ZM58 170H60V169H58ZM57 170V171H58ZM65 170H67V169H65ZM90 170V169H89ZM88 170V171H89ZM94 170H91V171H94ZM101 170V169H100ZM109 170H112V169H109ZM196 170H199V171H197L196 173H193V172H195ZM19 171V172H20ZM64 171V170H63ZM86 171V170H85ZM84 171V172H85ZM88 171H86L87 172V174L89 173ZM105 171V172H104ZM104 173L106 174L107 172L109 173H111V171H107L106 172V170L104 169ZM113 171V170H112ZM179 171V170H178ZM183 171V170H182ZM1 172H3V171H1ZM17 172V171H16ZM24 172V171H23ZM44 172H46L45 170L43 171V173ZM59 172V171H58ZM85 172V173H86ZM95 172V171H94ZM97 172V171H96ZM115 172V171H114ZM117 172V171H116ZM121 172V171H120ZM4 173V172H3ZM6 173V172H5ZM22 173V172H21ZM27 173V172H26ZM62 172H60L59 174H61ZM78 173H82V174H84L83 172H80V170H79V172ZM99 173V172H98ZM101 173V172H100ZM118 173V172H117ZM246 173V176L244 177L245 179H243V175ZM47 174V173H46ZM58 174V176H57V178H61L62 179V176L63 175H61V177H60V175ZM74 174H76V173H74ZM113 174H115V173H113ZM24 175V174H23ZM86 175V174H85ZM90 175V174H89ZM101 175V174H100ZM167 175H169V174H167L166 173V177L167 178H169V176H167ZM227 175V174H226ZM15 176V175H14ZM45 176V175H44ZM16 177V176H15ZM82 177V176H81ZM101 177H102V175H101ZM24 178H26V176H24ZM52 178V177H51ZM55 178V177H54ZM53 178V179H54ZM28 179V178H27ZM26 179V180H27ZM64 179H66V178H64ZM58 180H60V179H58ZM57 180V181H58ZM111 180H113L114 181V183H115V185H112L111 184ZM22 181V180H21ZM52 181V182H51ZM70 181V180H69ZM196 181V182H197ZM235 181H236V178H235ZM88 182V183H87ZM170 183H169V185H172V180L170 179V181H169ZM15 183L17 184V182H15V180H14V182H13V184L12 185H14L15 186ZM84 183V182H83ZM56 184H57V182H56ZM88 184H89V186H88ZM97 184V185H98ZM193 182L192 181H189L188 182V186L186 185V184H182L181 186H180V188H183V190H185V192L183 191L182 192V194H185L186 192H188L189 191V189H188V187H192L193 186ZM26 185V184H25ZM58 185H60L59 183H58ZM63 185L64 186H66V184L65 183H63ZM67 185H68V183H67ZM50 188H49V187ZM13 187V186H12ZM18 187V186H17ZM68 187V186H67ZM73 187V188H72ZM82 187V186H81ZM98 186H95V188L94 189H96ZM194 187V186H193ZM49 188V189H48ZM238 188V187H237ZM240 188V187H239ZM13 189V188H12ZM48 189V190H47ZM89 189V188H88ZM88 189H86V192H88L89 190ZM99 189V188H98ZM15 190V189H14ZM42 190V189H41ZM84 190V189H83ZM88 190V191H87ZM97 190V189H96ZM213 190V191H212ZM235 190V193H238L239 191H238V189H234ZM68 191V190H67ZM79 191H80V188H79ZM81 191H82V188H81ZM98 191V190H97ZM197 191V190H196ZM52 192L53 193H55L56 192V194L54 195V194H52ZM96 192V191H95ZM248 192V193H247ZM13 193V192H12ZM12 193H10V195L12 194ZM15 193V192H14ZM14 193H13V195H14ZM216 193V194H215ZM234 193V192H233ZM41 194V195H40ZM223 194V195H222ZM1 195V194H0ZM9 195V196H10ZM16 195V194H15ZM52 196L53 195V197L51 198V197H48V196ZM175 195H178V194H175ZM8 196V195H7ZM34 196V195H33ZM37 196V197H38ZM66 196L69 198V196H71L70 198L71 199H69L70 201L68 202V201H65L66 200ZM205 196V197H204ZM230 196V195H229ZM34 197H36V196H34ZM34 197H32V198H34ZM48 197V198H47ZM180 197V196H179ZM204 198V200H203V198ZM32 198H30V199H32ZM39 198V197H38ZM95 198V199H94ZM108 198V199H107ZM126 198V197H125ZM130 198H132V197H130ZM129 198V199H130ZM239 198L242 200L243 198L242 197H240L239 196ZM40 199V198H39ZM38 199V200H39ZM94 199V200H93ZM116 199V200H115ZM122 199V198H121ZM121 199H120V201H121ZM137 198H135V200H136ZM173 199V200H172ZM178 199V198H177ZM35 200H37L36 198H35ZM35 200H34V202H35ZM102 200V199H101ZM100 200V201H101ZM127 200H128V197H127ZM134 200V199H133ZM139 200V199H138ZM137 200V201H138ZM202 200V201H201ZM240 200V201H241ZM246 200V201H247ZM262 200V201H263ZM73 201V202H72ZM98 201V200H97ZM119 201V202H120ZM124 202L126 201V200H123ZM122 201V203L121 204H125L124 202ZM202 202V204H201V202ZM227 201V200H226ZM244 201V200H243ZM33 201H31L30 202V204L32 203ZM41 201H39V202H37V203H40ZM64 202H68L67 204H64ZM78 202V203H77ZM207 202V204H209L208 206L209 207H207V205H206V207L205 206H202V205H205V204H203V203H206ZM72 204L71 206H72V208H68V206H69V204ZM79 205V207L80 206H82V207H78L77 208V204ZM101 203V202H100ZM99 203V204H100ZM111 203V202H110ZM109 203V204H110ZM113 203L111 204V205H113ZM116 203H118V201L116 202ZM132 203V201L130 202V204ZM136 203V202H135ZM138 203V202H137ZM140 203H141V201H140ZM139 203V204H140ZM146 203V202H145ZM148 203V202H147ZM174 203V202H173ZM189 203V202H188ZM261 203V202H260ZM14 204V203H13ZM34 204V203H33ZM64 204V205H63ZM107 204H108V202H107ZM107 204H105V205H107ZM108 204V205H109ZM120 204V203H119ZM120 204V205H121ZM133 204V203H132ZM155 204V203H154ZM219 204V205H218ZM258 204V203H257ZM263 204V203H262ZM262 204H259L258 206H262ZM39 205V204H38ZM63 205V206H62ZM104 205V203L102 204H100L99 206H98V208L100 207V206H103ZM111 205H109V206H111ZM129 205V204H128ZM127 205V207H129ZM136 205V204H135ZM141 206H142V204H140ZM11 206V205H10ZM28 206H29V204H28ZM114 206H116V205H114ZM114 206L112 207H109V208H111V209H113L114 208ZM133 206H134V204H133ZM140 206V207H141ZM143 206H144V204H143ZM145 206H146V204H145ZM144 206V207H145ZM154 206H156V205H154ZM165 206V207H164ZM172 206V205H171ZM32 207V206H31ZM30 207V208H31ZM36 207V206H35ZM70 207V206H69ZM95 207V208H94ZM117 207H118V205H117ZM117 207H115V208H117ZM122 207V211H120L121 208ZM119 209V211L118 210H115L114 212H113V214H116V212H119V213H121L122 214V212L124 213L125 211H124V209H125V206L123 207V206H121ZM131 207H132V205H131ZM147 207V206H146ZM202 207V208H201ZM245 207V208H244ZM90 208H88V209H90ZM101 209H102V207H100ZM130 208V207H129ZM147 208H149V207H147ZM182 208V207H181ZM180 208V209H181ZM240 208H242L243 209V211L245 210V212L243 213V214H245V213H247V212H252L253 213V225H252V223L250 222V225L248 224V222H246L244 219V217L242 216L241 217V215H243L242 213L240 214V215H237V213L240 211ZM261 208V207H260ZM259 208V209H260ZM33 209V208H32ZM32 209H30V211L32 210ZM66 209H68V212L69 211H72L71 212V214H69L68 213V216L69 217H67L66 215H65V211H67ZM127 209V208H126ZM150 209V208H149ZM148 209V210H149ZM263 209H264V207H263ZM24 210H25V208H24ZM35 210H37V209H35ZM34 210V211H35ZM63 210H64V213H63ZM99 210V212H100V209H97L96 210V214L97 213H99V212H97ZM108 210V209H107ZM206 211V218L205 217H203L202 215H201V217L200 218H202V220L201 221H199V222H197L196 223V219H195V223H193V220H192V218H193V215H197L198 213L199 214H202L203 213V211ZM222 210H226V213H229V212H227V211H232V214H230V215H227V214H222ZM29 211V212H30ZM33 211V212H34ZM82 211H80V212H82ZM111 211H113V210H111ZM111 211H109L108 213H110ZM151 211V210H150ZM181 211H182V209H181ZM181 211H179V212H181ZM193 211V210H192ZM25 212V211H24ZM86 212L88 213V211L86 210L85 212H83V213H81L80 215H82L81 217H83V216H85L84 214H86ZM92 212H89V213H92ZM145 212V211H144ZM143 212V213H144ZM148 212V211H147ZM32 213V212H31ZM35 213V212H34ZM34 213H33V215H34ZM95 213V211L93 212V214ZM101 213V212H100ZM110 214H112V213H110ZM112 214V215H113ZM118 214V213H117ZM180 214V213H179ZM33 215H30V216H33ZM79 215V213L76 215V216H78ZM111 215V216H112ZM120 215V214H119ZM119 215H116V216H118L119 217ZM165 215V216H164ZM114 216V215H113ZM112 216V217H113ZM115 216V217H116ZM125 216V215H124ZM149 216V215H148ZM121 217V216H120ZM152 217V216H151ZM263 217H264V215H263ZM18 218V217H17ZM72 218V217H71ZM70 218V219H71ZM86 217H84V219H85ZM87 218H88V216H87ZM126 218V217H125ZM144 218H145V216H144ZM29 219H30V217H29ZM32 219H30L29 220V223H31V220ZM79 219H81V218H79ZM78 219V220H79ZM142 219V218H141ZM174 219V218H173ZM40 220V221H39ZM87 220V219H86ZM92 220V219H91ZM112 220V219H111ZM118 220V219H117ZM120 220V219H119ZM118 220V221H119ZM122 220V219H121ZM127 220L128 219H126V222H127ZM153 220V219H152ZM155 220V221H156ZM233 220H234V222H233ZM80 221V223H84L85 222V220L83 221V218H82V220H79ZM78 221V222H79ZM90 221V220H89ZM118 221H116L117 223H119ZM168 221V222H167ZM172 221L173 222H176V223H174V224H172ZM178 221L180 222V223H178ZM144 222V221H143ZM43 223H45V224H43ZM66 224H67V222H65ZM77 223V222H76ZM116 223V224H117ZM39 224V225H40ZM66 224H63V225H66ZM78 224V223H77ZM111 224H112V222H111ZM120 224V223H119ZM122 224H123V222H122ZM127 224V223H126ZM191 224V225H190ZM32 225V226H33ZM61 225V224H60ZM67 225H69V224H67ZM73 225V224H72ZM144 225V224H143ZM145 225V226H146ZM188 225H190V226H188ZM31 226V225H30ZM32 226L31 227H29V228H31V230H30V232L32 231ZM47 226V225H46ZM75 226V225H74ZM82 226V225H81ZM113 226V225H112ZM111 226V227H112ZM124 226V227H125ZM144 226V227H145ZM261 226V227H260ZM1 227H2V225H1ZM42 227V226H41ZM40 227V228H41ZM48 227V226H47ZM47 227H45V230L43 229V231L45 232L47 229ZM50 227V226H49ZM60 228V230H57V231H55L56 230V228L57 229H59ZM58 227H56L55 229H53V226H52V229L55 231V232H58V233H61V234H65V235H68L67 233H65V232H69L68 230L70 229H72V227H70L67 231H64L65 230V228H68V226L67 227H65V228H61L60 226H58ZM79 227V226H78ZM114 227V226H113ZM121 227V226H120ZM142 227V226H141ZM19 228V227H18ZM39 226H38V231H39ZM75 228V227H74ZM80 228V227H79ZM146 228V227H145ZM221 228V230H219ZM34 229V228H33ZM36 227H35V231H36ZM62 229V230H61ZM82 229H83V227H82ZM122 229H123V225H122ZM52 230V231H53ZM80 230V229H79ZM110 230V229H109ZM183 230V231H182ZM35 231H33V232H35ZM48 231H51V229L49 228V230ZM60 231V232H59ZM72 231H77V228H75V230H72ZM112 231V230H111ZM115 231H117V230H115ZM181 231V232H180ZM255 232V234H254V232ZM28 232V231H27ZM63 232V233H62ZM74 232V233H75ZM99 232V231H98ZM114 232V231H113ZM119 232V231H118ZM140 232V231H139ZM220 232H221V234H220ZM10 233V232H9ZM42 233V232H41ZM41 233H40V236H41ZM47 233L48 234H51V232H45V235L43 236V234H42V236L43 237H46V238H48L49 236L47 235ZM54 233V232H53ZM57 233V234H58ZM70 233V232H69ZM73 233V232H72ZM115 233H117V232H115ZM114 233V234H115ZM254 234V236L252 237V235ZM27 234V233H26ZM33 234V233H32ZM34 234H36V233H34ZM61 234H59V236H61V238L63 237V240H64V236L63 235H61ZM83 234V233H82ZM86 234V233H85ZM85 234H83L84 236H85ZM110 234H112V233H110ZM114 234H112V238H113V235ZM16 235V234H15ZM39 235V234H38ZM37 235V236H38ZM53 235V234H52ZM55 235V234H54ZM87 235V234H86ZM91 235V234H90ZM116 235V234H115ZM36 236V235H35ZM34 236V237H35ZM41 236V237H42ZM48 236V237H47ZM56 236H58V235H56ZM71 236H73V235H71ZM82 236V235H81ZM93 236V235H92ZM96 236V235H95ZM104 237H105V235H103ZM102 236V237H103ZM182 235H180L179 237H181ZM31 237V239H33L34 237H33V235L32 236H30ZM33 237V238H32ZM76 237V236H75ZM75 237H72V238H74V239H71L68 243L69 244H71V241H77V238H75ZM78 237V236H77ZM88 237H90V236H88ZM110 237V236H109ZM178 236H177V238H179ZM27 238V237H26ZM50 238H52L51 236H50ZM54 238H56V237H54ZM59 238V237H58ZM67 238V237H66ZM79 238V237H78ZM92 238V237H91ZM105 238H107V237H105ZM111 238V237H110ZM111 238V239H112ZM187 238H184V242H186L185 241V239L186 240H188ZM36 237H35V241H36ZM40 240H41V238H39ZM60 239V238H59ZM82 239H84V237L82 238ZM114 240L116 239V237L114 236V238H113ZM112 239V240H113ZM7 240H9V239H7ZM34 240V239H33ZM47 240H49V241H52V239H46V241ZM56 240H58V239H56ZM61 240V241H59V243L57 242V244H56V248H58V247H60L61 245H65V244H67V242L64 240ZM67 240H69V239H67ZM79 240V239H78ZM99 240H101L100 239V237H99ZM109 240V239H108ZM113 240V241H114ZM143 240H147V242H149L150 243V245L148 246V245H146L145 243V241H143ZM29 241V240H28ZM45 241V242H46ZM49 241H47L48 243H50V245H47V249H49V250H47L46 248V250L45 249H43L45 246H43V248L42 249H40L41 247H39V250H38V248H37V245L39 244L40 245V243H38V244H36L34 241H32L31 243H35L36 245H34L33 246V244H31L30 245V247H32V249H34V247H36V249L38 250V251H46V253L45 252H43V253H45V260L46 261H48L49 262V264L51 263V264H55L57 261V257L55 258L56 260H54V262L52 261V262H50L49 260H47V258H49L50 259V257L55 253V254H59L58 256H61L60 254V252L58 253V250H60L59 248L57 249V251H55L51 256H50V254H51V252L52 251H54V247L53 248H50V246L52 247L53 245H52V243L51 242H49ZM53 241H55V240H53ZM93 241V240H92ZM98 241V240H97ZM107 241V240H106ZM116 241H114L115 243H116ZM121 241V242H122ZM182 241H183V239H182ZM38 242H39V240H38ZM66 242V243H65ZM86 242V241H85ZM84 242V243H85ZM98 242H101V241H98ZM98 242H96L95 241V243H96V245H95V243H94V241L93 242H91V245L90 246H92V244H93V246H97V243ZM104 242V241H103ZM109 242L111 243V241L109 240ZM120 242V243H121ZM145 242V243H144ZM43 243V242H42ZM89 243V242H88ZM87 243V244H88ZM102 243V242H101ZM116 243V244H117ZM180 243V242H179ZM5 244H6V242H5ZM26 244H27V242H26ZM73 244L74 243H72V245H68L69 247L71 246H73ZM81 244H83L82 242H81ZM80 244V245H81ZM106 245L108 244V243H105ZM116 244H113V245H116ZM203 249V253H202V256L200 257V251H197L196 250V248L198 247V245ZM38 245V246H39ZM63 245V246H64ZM75 245V244H74ZM78 245V244H77ZM76 245V246H77ZM85 245H86V243H85ZM104 245V244H103ZM112 245V244H111ZM110 245V246H111ZM7 246V245H6ZM61 246L62 247V249L64 248V247H66V246ZM67 246V247H68ZM75 246V247H76ZM83 246H84V244H83ZM87 246V245H86ZM92 246V247H93ZM105 246V245H104ZM104 246H103V248H104ZM109 245H107V247H108ZM158 246V247H157ZM245 246V247H244ZM16 247V246H15ZM67 247H66V249H67ZM74 247V248H75ZM85 247V246H84ZM92 247H89V248H92ZM102 247V245L100 246V248ZM116 247V246H115ZM116 247V248H117ZM162 247V248H161ZM78 248H79V246H78ZM78 248L76 247V249H75V251L76 250H78ZM80 248H82L83 249V247L82 246H80ZM87 248H88V246H87ZM100 248L98 249V250H100ZM109 248V247H108ZM111 249H113L114 248V246H113V248H112V246L110 247ZM110 248L109 249H106L105 248V250L103 251V252H106L107 250H110ZM169 249L167 252H165V250L166 249ZM244 248V250H242ZM28 249V248H27ZM36 249H34V251H32L31 250V252H33V253H31V254H34V252L36 251ZM51 249H53L52 251H51ZM65 248L63 249V250H65V251H67ZM85 249V248H84ZM102 249V248H101ZM117 249H119V248H117ZM163 249H165V250H163ZM56 250V249H55ZM71 250V249H70ZM70 250H68V251H70ZM86 250L87 249H85L84 250V252L85 253H87V254H89V252H86ZM89 250V249H88ZM87 250V251H88ZM91 250V249H90ZM115 249H113V250H111V251H113L114 253L115 252H117L116 250L114 251ZM24 251V250H23ZM26 251V250H25ZM29 251V250H28ZM37 251V252H38ZM51 251V252H50ZM67 251V252H68ZM75 251H73L74 253H76ZM80 251H82V250H80ZM101 251V250H100ZM2 252V251H1ZM73 252H69V253H71L72 255H73ZM79 252V251H78ZM83 252V251H82ZM81 253V252H79L78 253V256L79 257H77L76 258V262L79 260V259H83V258H85V257H83V256H85V253ZM112 252V253H113ZM119 252V251H118ZM117 252V253H118ZM15 253V252H14ZM29 253V252H28ZM50 253V254H49ZM63 253V252H62ZM81 253V255H79ZM92 253H93V250H92ZM92 253H90V254H92ZM94 253L96 254H98L99 253V251H95V249H94ZM102 252H100L99 253V255L98 256H96V257H100V259L99 258H97V259H99V260H101V261H98L97 260V262H102V260L103 259H106L105 258V255H106V257L107 256H111V255H107V252H106V254L105 253H102ZM22 254V253H21ZM82 254H84L83 256H82ZM90 254H89V257H87L88 255H86V259H84L85 261L87 260V259H92L91 257L94 255H91L90 256ZM105 254V255H104ZM119 254V255H120ZM14 255V254H13ZM20 255V254H19ZM42 255V254H41ZM66 255V256H65ZM65 257H67L68 259L70 258L69 256L70 255H67L66 253H65ZM71 255V256H72ZM77 255V254H76ZM101 255H104L103 257L104 258H102L101 257ZM112 255H114V254H112ZM55 256H57V255H55ZM74 256V255H73ZM72 256V257H73ZM80 256H82V257H80ZM95 256H93V257H95ZM153 256V257H154ZM15 257V256H14ZM40 257V256H39ZM72 257H71V259H72ZM76 257V256H75ZM41 258V257H40ZM43 258V257H42ZM66 258V259H67ZM108 258V257H107ZM110 258V257H109ZM108 258V259H109ZM128 258V257H127ZM128 258V259H129ZM137 258H135V259H137ZM15 259V258H14ZM53 259V258H52ZM67 259V260H68ZM70 259V260H71ZM75 259V258H74ZM108 259H107V261H108ZM126 259V258H125ZM141 259H137V260H140L141 261ZM30 260V259H29ZM35 260V261H34ZM34 262H37L38 260L36 259V258H34ZM42 260H44V259H42ZM42 260L40 259V263L42 262ZM44 260V261H45ZM60 260H61V257H60ZM70 260H68V261H70ZM84 260H82V262L84 261ZM89 260H87L89 263H91V264H96L94 261L96 260L95 258H93L92 259V261H89ZM110 260V259H109ZM121 260H123L122 262L123 263H121ZM42 262V264H44L45 262ZM64 261V260H63ZM66 261V260H65ZM72 261V260H71ZM74 261V262H75ZM84 261V262H85ZM106 261V260H105ZM105 261H104V263H105ZM106 261V262H107ZM128 260H126V262H127ZM31 262V263H30ZM29 263L30 264H33L32 263V260L30 261ZM48 262H46V263H48ZM61 262V261H60ZM79 262H81V261H78L76 264H79ZM124 263V264H131L132 262H130L129 261V263ZM136 262V261H135ZM27 263V262H26ZM26 263H23V264H26ZM28 263V264H29ZM38 263V262H37ZM59 262H57V264H58ZM68 262H66L65 264H67ZM86 264H87V262H85ZM88 263V264H89ZM104 263H102V264H104ZM134 263V262H133ZM39 264V263H38ZM60 264V263H59ZM64 264V263H63ZM72 264V263H71ZM74 264V263H73ZM80 264H82V263H80ZM97 264H99V263H97ZM135 264V263H134Z\"/></svg>",
  "mask_w": 264,
  "mask_h": 264
}]
</instances>
